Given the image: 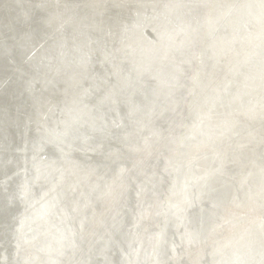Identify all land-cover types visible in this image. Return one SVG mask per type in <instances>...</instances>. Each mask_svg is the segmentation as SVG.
Here are the masks:
<instances>
[{
    "label": "rangeland",
    "instance_id": "1",
    "mask_svg": "<svg viewBox=\"0 0 264 264\" xmlns=\"http://www.w3.org/2000/svg\"><path fill=\"white\" fill-rule=\"evenodd\" d=\"M1 4L0 5V19L2 18V21H0V25H4V26H0V75L3 74V76H0L1 81L0 82V101L3 100L4 102H0V107L3 110V112L1 111V115L3 117L4 120H0V178L3 176V178L0 179V190H2L3 195L6 196V198H8L10 200L11 203H14L13 207H12V213L9 217L11 220L8 219L9 225H7V223L5 225H0V264H92L90 262L87 263V261H85L82 258V254H86L88 253V251H84L83 248L86 247L87 243L90 241V239L95 235L94 233L96 232V230L99 227V223L101 222V218L102 215L109 209L112 208V206L114 205V201L112 200V198H110V195H108V190H110V185L113 184V188L116 186V188L118 187V183L122 180L121 177L115 178V182L114 180H112L111 176H108V170H105L102 174H100L99 176L96 173H92L89 170V173L87 171V169H83L85 163H94L98 160V158L96 156H89L88 158H84L81 154L79 153H73L71 152V150L67 151L65 147L58 146L56 141L53 140L50 136L49 133H52V130L50 128H52V126L50 125V121L52 119V114H54L55 112H57V115H61L62 119L59 118L58 124L53 128L54 130H57V132L66 129V121H65V116L63 114V112L65 111V109H70L69 108V103H70V99H72L71 96L72 95V91L73 90H80V89H84L86 86L84 85L85 81H84V70H83V62L86 63V69L99 64V66H105L106 64L110 63L112 61V59H117L119 58V56L121 57V59L125 60L126 62L130 63L131 61L134 62V56L129 57L127 54L129 48L126 50L127 44H132L130 45V47L135 48V45H137V43H134V36H126L125 38L123 37V35L125 36L126 33H128V30H133L132 25H131V18L135 15H141L143 14L144 16V6L145 5H150L151 3V8L152 11L154 12V16L156 17V15L161 16L160 19L158 21V28L154 29V36H152V33L149 32V34H147L146 39L143 44H142V51L145 47H151L152 48H156V51L153 54H144L143 57V62H148V63H153L158 65L161 61V59L164 60L165 64L168 66L164 71L159 72V75H163L165 77V83L164 85H166V83H168L167 87L169 86V88L171 89H167L165 91V87L161 84H158V86L161 88H158V86H154L152 84H149L148 82H144L143 84L141 83L142 86L144 87H149L150 89H152V92H156L158 99H160V102H158V105H160L159 107L161 108L160 110H163L166 113V125H164V127L167 129H164L160 132L161 133V137L159 136H154L151 133H144L142 132V135L139 136L138 139H136L135 141H126L125 143H127L128 145L126 146L125 144V149L123 153H126L128 155L122 157V158H118L119 160H117V164H119V167L117 169V171L120 169L121 172L127 170L128 173L126 175V177L130 176L131 174L136 177L138 176H146L149 174V177L152 175H156L158 176V174H160V172H164L167 170L168 175L173 174V185L171 186L170 189H168V195L165 192V195L168 196L166 197L167 199L171 198L172 202L175 203L177 208L178 205H180V200L181 199H186V181L184 180V177L181 178V176H184V174H186V166L189 167H196V170L200 172V170L202 169L204 163L206 162V158L208 156H210L211 154H214L217 152V150L219 149V146L216 147V145L214 144H207L205 146L200 147L199 145H195L193 146H188L186 145V137L183 138L181 141H176V137H178V139H180L182 136L180 135H184L186 134V125L189 128V121H190V114L186 115V101L184 103V99L187 100L186 96H183L182 92V88L186 89V84H185V75L187 74V80L192 79L191 81L189 80V83L191 85H195L199 88V85L201 88L203 87H208L211 89L212 86V81L216 82L219 79H214L213 75L215 76L218 73V68L216 66H220V65H216L217 62V56L219 55V51H221L222 47H219L220 44L222 45L223 42L225 43L226 41L221 39V35L222 34H226L229 33L228 35L230 36L229 38L232 40L235 38V36H237V38H240L241 35L243 34L241 27L239 25H237L233 30L230 28H226L224 31V25L222 24H218L219 26L212 28L211 31H209L207 34L203 33L204 35H202V28L206 27L204 26V24H201L199 26H196L198 24V22H201L200 20L198 21V19L200 18L198 16V14L203 15L206 11V13H208V15L213 16V14L216 12V9L218 8L219 4L224 3V1L222 0H199V2H197L196 0H158L159 1V8H154L153 5H155L156 0H149V2L146 3V1L148 0H124L125 2L123 3V0H105L107 2V4L104 0H98V2L96 0H92V1H88L87 0H71V2H69L70 0H49L48 2H46V0H44V2L41 0H0ZM7 1V2H6ZM21 1V3L19 2ZM30 1V2H29ZM35 1V2H34ZM60 5H59V3ZM75 1V2H74ZM80 3H79V2ZM104 1V2H103ZM118 1V2H117ZM155 1V2H153ZM192 1V2H191ZM229 0H225V2H227ZM235 1V0H234ZM10 2V4H9ZM16 4H14V3ZM33 2V5L32 3ZM56 2V3H55ZM66 2V3H65ZM69 2V3H68ZM97 2V3H96ZM130 2V4H129ZM165 2V3H164ZM180 4H179V3ZM183 2V3H182ZM209 2V3H208ZM211 2V3H210ZM4 3V4H3ZM8 3V4H7ZM11 3L13 4V6L11 5ZM20 3V5H22V7L20 5H18ZM26 5H25V4ZM58 3V4H57ZM74 5H73V4ZM86 3V4H85ZM163 3V4H162ZM169 3V4H168ZM185 3V4H184ZM191 3V4H190ZM193 3V4H192ZM197 5H196V4ZM201 3V4H200ZM219 3V4H218ZM9 6H7V5ZM24 4V5H23ZM29 4V6H28ZM36 4V5H35ZM41 4V5H40ZM54 4V5H53ZM79 4V5H78ZM81 4V6H80ZM93 4V6H92ZM96 4V5H95ZM98 4V5H97ZM112 4V6L110 5ZM119 4V5H118ZM124 4V5H123ZM135 4V5H134ZM139 4V5H138ZM171 4V5H170ZM183 4V5H182ZM189 4V5H188ZM199 4V5H198ZM209 4V5H208ZM212 4V5H211ZM17 5V6H16ZM35 5V7H34ZM38 5V7H36ZM45 5V6H44ZM53 5V6H52ZM57 5H59L57 7ZM76 5V6H75ZM88 5V7H86ZM103 5V8H101ZM108 5V6H106ZM115 8H113L114 6ZM142 5V6H141ZM162 5V6H161ZM164 5V6H163ZM166 5V6H165ZM177 6L178 11L176 12V14L172 13L173 9H170L169 7H175ZM186 5V9H184L183 7ZM192 5V6H191ZM203 5L205 7H203ZM217 5V6H215ZM2 6V7H1ZM7 6V7H6ZM20 6V7H19ZM24 6V7H23ZM28 7L27 9L25 8ZM31 6V7H30ZM41 6V7H40ZM51 8H50V7ZM64 6V7H63ZM68 6V10L66 9ZM71 6V7H70ZM72 6H75L74 9ZM98 6V8H97ZM105 6V7H104ZM117 6V7H116ZM132 8H130V7ZM138 6V7H137ZM140 6V7H139ZM180 6V8H179ZM191 6V7H188ZM197 6V7H196ZM201 6V7H200ZM11 7V8H10ZM49 7V8H48ZM56 7V9H55ZM80 7V8H79ZM85 7V8H84ZM108 7V8H107ZM121 10H120V8ZM123 7V8H122ZM126 7H129L128 9ZM137 10H136V8ZM12 8H14L12 10ZM20 8V9H18ZM22 8V9H21ZM24 8V9H23ZM30 8V9H29ZM32 8V9H31ZM36 8V9H35ZM40 10H39V9ZM48 8V9H46ZM59 8V9H58ZM65 8V9H63ZM107 8V9H106ZM135 8V9H133ZM162 8V9H161ZM196 8V9H194ZM209 8V9H208ZM6 9V11H4ZM9 9V10H8ZM29 9V10H28ZM39 11H38V10ZM52 9V10H51ZM60 9H62L60 11ZM78 9L80 12H84L80 13L79 11H77ZM86 9V10H85ZM95 9V11H94ZM102 13H100V11ZM113 9V10H112ZM123 9V11H122ZM127 9V10H126ZM155 9V10H154ZM160 9V10H159ZM166 12H165V10ZM183 9V10H182ZM189 9V10H188ZM212 9V10H211ZM215 9V11H214ZM231 9L234 11L236 9V6L233 5V7H231ZM230 9V11H232ZM15 10V11H14ZM17 10V11H16ZM20 10V11H19ZM26 10V12H24ZM44 10V11H43ZM56 10V12H55ZM67 10V11H66ZM89 10H91L89 12ZM97 10V11H96ZM109 10L108 13L113 15H108L107 11ZM113 12H112V11ZM131 10V11H130ZM134 10V11H133ZM140 10V11H139ZM163 10V11H162ZM170 10H171V14L172 16L168 15L170 14ZM186 10V11H185ZM188 10V12H187ZM196 10V11H195ZM15 13H14V12ZM32 11V12H31ZM37 11V12H36ZM55 14H52V12ZM58 11V12H57ZM72 11V12H70ZM75 15H74V12ZM104 11V13H103ZM106 11V12H105ZM119 11V12H118ZM125 11V12H124ZM130 11V14H129ZM155 11L158 13L156 14ZM180 11V12H179ZM191 11H195L197 12L196 17L194 16V14H192ZM8 12V13H7ZM11 12V13H10ZM13 12V13H12ZM44 12V13H42ZM61 12V13H60ZM88 13V17L87 15H85L86 13ZM99 12V13H98ZM118 12V13H116ZM124 14H122V13ZM128 12V13H127ZM136 12V13H135ZM141 12V13H140ZM160 12V13H159ZM185 12V13H184ZM5 13V14H4ZM10 13V14H9ZM17 13V16H16ZM29 13V14H28ZM36 13V14H35ZM40 15H38V14ZM47 13V14H46ZM50 13V16H49ZM67 13L68 14V18H67ZM73 13V14H72ZM96 13V16H95ZM98 13V14H97ZM127 13V14H125ZM167 13V14H166ZM182 13V14H181ZM188 13V14H186ZM211 13V14H210ZM2 14V15H1ZM15 16H14V15ZM31 14V15H30ZM36 16H35V15ZM44 14V15H42ZM52 14V15H51ZM65 14V15H64ZM93 14V15H92ZM100 14V15H99ZM118 14V15H117ZM121 14V15H120ZM133 14V16L131 17V15ZM162 14V15H161ZM186 14V15H185ZM192 14V15H191ZM5 17H4V16ZM8 17L11 15V17ZM21 15V16H20ZM30 15V16H29ZM33 15V16H32ZM46 15V16H45ZM48 15V16H47ZM64 15V16H63ZM81 15V16H80ZM83 15V16H82ZM91 15V16H89ZM104 15V16H103ZM127 16V17H124ZM165 15V16H164ZM166 15H168L169 17H166ZM174 15V16H173ZM184 15V16H183ZM190 15V16H189ZM2 16V17H1ZM13 16L15 17V19L13 18ZM19 16V17H18ZM26 16V17H24ZM42 16V17H40ZM44 16V17H43ZM53 16V19H52ZM61 16V17H58ZM71 16L73 18H71ZM80 16V17H79ZM108 16V17H107ZM123 16V18H122ZM130 16V17H128ZM177 16V17H175ZM186 16H189L188 19ZM30 19H28V18ZM34 17H38V18H34ZM40 17V18H39ZM81 20V24L80 23V19ZM87 17V18H86ZM95 17V18H94ZM99 17V18H98ZM111 17V18H110ZM114 17V18H113ZM117 17V18H115ZM7 18V19H6ZM19 18V20H18ZM21 18V19H20ZM23 18V19H22ZM27 18V19H26ZM33 18V20H32ZM42 18V21H41ZM44 18V19H43ZM56 18V19H55ZM77 18V19H76ZM92 18V19H91ZM101 18V19H100ZM103 18V19H102ZM105 18V19H104ZM110 18V19H108ZM120 18V19H119ZM122 18V19H121ZM129 18V19H128ZM164 18V19H163ZM180 18V19H179ZM193 18V19H192ZM4 19V20H3ZM9 19V20H8ZM13 21H12V20ZM40 19V20H39ZM64 19V20H63ZM68 19V20H67ZM72 19V20H71ZM74 19V20H73ZM85 19V20H84ZM87 19V20H86ZM90 19V20H89ZM96 19V20H95ZM107 19V20H106ZM114 19V21H113ZM128 19V20H125ZM167 19V20H166ZM174 19V21H173ZM177 19V20H176ZM186 19V20H185ZM190 21H188V20ZM12 23H11V21ZM24 20V21H23ZM26 20V21H25ZM31 20V21H30ZM35 20V21H34ZM37 20V22H36ZM39 20V21H38ZM45 20V23L44 21ZM53 20V21H52ZM59 20V21H57ZM63 20V21H62ZM94 20V21H93ZM102 20V21H100ZM106 20V21H104ZM122 22H120V21ZM164 20V21H163ZM180 20V22H179ZM195 20V21H194ZM29 21V22H28ZM34 21V23L32 22ZM70 21V22H68ZM78 21V22H76ZM88 23H87V22ZM110 21V22H109ZM119 21V22H118ZM125 21V22H123ZM168 21L170 22L169 25ZM178 21V23H177ZM10 22V23H9ZM16 22V23H15ZM20 22V23H19ZM23 22V24H22ZM41 22V23H40ZM43 22V23H42ZM50 22V23H49ZM66 22V23H65ZM85 22V23H84ZM90 22V23H89ZM111 22L113 24H111ZM117 22V23H116ZM191 24H189V23ZM18 23V24H17ZM25 23V24H24ZM28 23V24H27ZM36 23H39L38 25ZM52 23H54V25L52 26ZM68 23V24H67ZM75 26H73L74 24ZM121 23V24H120ZM129 25H127V24ZM168 26H166L165 25ZM196 23V25H195ZM11 26H9V25ZM20 24V25H19ZM31 24V25H30ZM35 26H33V25ZM42 24V25H40ZM44 24V25H43ZM59 24V26H57ZM83 24V26H82ZM98 24V25H97ZM107 24V25H105ZM119 24V25H118ZM122 24H126V25H122ZM177 26H176V25ZM6 25H8L6 27ZM17 25V26H16ZM25 25H29L28 27ZM47 25V27H45ZM62 25L64 26V28L62 27ZM68 25V26H67ZM72 25V27H71ZM110 25V26H109ZM182 27V29L180 30L179 28ZM189 25V26H188ZM203 25V26H202ZM22 28H20V27ZM32 26V27H31ZM43 26V27H42ZM52 26V27H51ZM61 26V27H60ZM81 26V27H80ZM93 26V27H92ZM96 28H95V27ZM104 28H103V27ZM113 26V27H112ZM116 26V27H115ZM129 28H128V27ZM175 26V27H174ZM193 26V27H192ZM195 26V27H194ZM202 26V27H200ZM239 26V27H238ZM8 27H10V29H8ZM27 27V28H26ZM35 27V28H34ZM38 27V29H36ZM43 29H42V28ZM49 27V28H48ZM56 27V28H54ZM69 27V29L67 28ZM77 27V28H76ZM83 27V28H82ZM92 27V28H91ZM98 27V28H97ZM124 27V28H123ZM169 27L168 30L172 29V33H169V37L166 35V29ZM30 28V29H29ZM34 28V29H33ZM46 28V29H45ZM53 28V29H51ZM60 28V29H59ZM66 28V29H65ZM116 28V29H115ZM174 28V29H173ZM189 28V29H187ZM20 29V30H19ZM27 29V30H26ZM29 29V30H28ZM34 32H33V30ZM36 29V31H35ZM56 29V31H55ZM63 32H61L62 30ZM73 29V30H71ZM77 29V30H76ZM81 29V30H80ZM90 29V30H89ZM108 29V30H106ZM112 29H115L112 31ZM124 29V30H123ZM200 29V30H199ZM230 29V30H229ZM13 30V31H12ZM15 30V31H14ZM41 30V31H40ZM47 32V30L49 32ZM61 30V31H59ZM67 30V31H66ZM71 30V31H68ZM76 30V31H75ZM88 32H85L87 31ZM93 30V31H92ZM99 30V32H98ZM103 30V31H102ZM119 32H118V31ZM123 30V31H122ZM157 30V31H156ZM167 30V31H168ZM191 30V31H190ZM215 30V31H213ZM232 30V31H231ZM240 30V32H239ZM12 33H11V32ZM43 31V32H42ZM54 33H52V32ZM56 33H55V32ZM79 31V32H78ZM118 33H116V32ZM126 31V32H125ZM160 31V32H159ZM164 31V32H163ZM173 31H177L173 33ZM195 31L198 33L196 34ZM230 31V32H229ZM10 32V33H9ZM22 34H21V33ZM28 32V34H26ZM32 32L34 34H36L34 36V34L32 35ZM42 32V33H41ZM45 32V34H44ZM66 32V33H65ZM73 32V33H71ZM78 32V33H77ZM82 32V34H81ZM85 32V33H83ZM92 32V33H91ZM102 32V33H101ZM109 33L108 34H106ZM124 32V34H123ZM183 35H181V33ZM217 32V33H216ZM222 34H220V33ZM4 33V34H3ZM18 33V34H17ZM20 33V34H19ZM66 35H65V34ZM88 33V34H87ZM90 33V34H89ZM96 33V34H95ZM98 33V34H97ZM112 33V34H110ZM116 33V34H115ZM161 33V34H160ZM200 33V34H199ZM213 35H212V34ZM216 33V34H215ZM219 33V34H218ZM253 33V32H252ZM17 34V36H15ZM25 34V35H24ZM44 34V35H43ZM48 34V36H47ZM53 34V35H52ZM63 34L65 36H63ZM67 34H70L67 36ZM74 34V35H73ZM93 34V35H92ZM100 34V35H99ZM104 34V35H103ZM115 34V35H114ZM157 34V36H156ZM189 34V35H187ZM192 34V36L190 35ZM211 34V36L209 35ZM236 34V35H234ZM12 35V36H11ZM41 35H43L41 37ZM50 35V36H49ZM77 35V36H76ZM80 35V36H78ZM83 35V36H82ZM85 35V37H84ZM88 35V36H87ZM92 35V36H91ZM99 35V36H98ZM106 35V36H105ZM163 35V36H162ZM166 35V36H164ZM174 37V38H172ZM177 37H176V36ZM217 35V36H216ZM4 36V37H3ZM10 36V37H9ZM27 38H26V37ZM34 36V38H33ZM46 36V37H44ZM53 36V37H51ZM58 36V37H57ZM70 36V37H69ZM72 36V37H71ZM105 36L106 38L102 37ZM112 36V37H111ZM120 36V37H118ZM151 39H149L150 37ZM183 36V39H182ZM189 36V37H188ZM195 36V37H194ZM202 38H201V37ZM205 36V37H204ZM220 36V37H219ZM16 37V39H14ZM22 40H21V38ZM42 40H41V38ZM48 37H51V39H49ZM55 37V38H54ZM64 37V39H63ZM68 37V38H67ZM79 37V39H77ZM89 37V38H88ZM96 39H95V38ZM99 37V39H98ZM114 37V38H113ZM156 37V38H155ZM180 37V40H179ZM192 37V40H191ZM207 37V39H206ZM215 37V38H214ZM7 38V39H6ZM10 38V39H9ZM25 38V39H24ZM36 38V39H35ZM70 38V39H69ZM72 38H74V40H72ZM88 38V40H87ZM94 38V39H92ZM103 38V39H102ZM108 38V39H107ZM121 38V39H120ZM122 38H123V42H122ZM153 38L157 39L154 40ZM161 38V39H159ZM176 38V39H175ZM186 38V39H185ZM195 38V39H194ZM205 38V39H204ZM208 38H209V42H208ZM3 39V41H2ZM35 39V40H34ZM44 39V40H43ZM45 39L46 42H45ZM66 39V40H65ZM70 42H69V40ZM83 41H82V40ZM86 39V40H85ZM120 41H119V40ZM126 39V40H125ZM153 39V40H152ZM171 39V40H169ZM175 39V40H174ZM182 39V40H181ZM204 39V41H203ZM5 40V41H4ZM27 40V41H25ZM29 40V41H28ZM31 40V43H30ZM63 40V41H62ZM72 40V41H71ZM78 40V41H77ZM91 42H90V41ZM94 40V43H93ZM99 40V41H97ZM107 42H106V41ZM114 40V42H112ZM128 40V41H127ZM130 40V41H129ZM152 40V41H150ZM160 40V41H159ZM174 40V41H173ZM195 40V43H193ZM206 40V41H205ZM211 40V41H210ZM219 40V41H217ZM11 41V42H10ZM13 41V43H12ZM22 41V42H21ZM33 41V42H32ZM35 41V42H34ZM41 41V42H40ZM49 41V43L47 42ZM51 41V43H50ZM60 41V42H59ZM66 41V42H65ZM76 41V43L74 42ZM81 43H80V42ZM87 41V42H86ZM111 41V42H109ZM117 41V43H116ZM154 41V42H153ZM169 41V43H168ZM178 41V42H177ZM184 41V43L187 45L186 48H183L186 51V60H182L183 62H181L180 60H175L176 65H182V68H184L185 71H183V76H181L178 80H180V82H176L173 78V71L174 68L172 67V62L170 59V53H167L168 58H163L162 56H164V54L166 52H170V50L167 51H162L160 54L159 52H157V48H161L162 45L163 47H169L170 43H171V47L172 46H181V43ZM188 41V42H187ZM199 41L201 43H199ZM243 41H247L243 40ZM6 42H8L9 44H7ZM58 42V43H57ZM63 42V43H62ZM90 42V43H89ZM153 44H151V43ZM166 42V43H165ZM192 44H191V43ZM6 43V46H5ZM12 43V44H11ZM16 43V44H15ZM36 43V44H35ZM38 43V44H37ZM42 43V44H41ZM45 43V44H44ZM56 43V45L54 46V44ZM61 43V44H60ZM68 43V45H66ZM93 43V44H92ZM103 43H106L103 45ZM119 43V44H118ZM124 44V47L121 45ZM135 45H134V44ZM160 43V44H159ZM163 43V44H162ZM168 43V44H167ZM178 43V44H176ZM188 43V44H187ZM207 43V44H206ZM2 44V45H1ZM25 44V45H24ZM34 44V45H33ZM41 44V45H40ZM87 44V45H85ZM98 44V45H96ZM101 44L102 46L100 47ZM113 44V45H112ZM150 46H149V45ZM190 44V45H189ZM203 44V45H202ZM254 43L253 39L251 40V45L253 46ZM4 45V46H3ZM14 45V46H12ZM19 45V46H17ZM22 45V46H21ZM28 45V46H27ZM31 45V46H30ZM45 45V46H44ZM49 47H48V46ZM52 45V46H51ZM109 45V48H108ZM120 45V46H119ZM143 45L144 48H143ZM168 45V46H167ZM189 45V46H188ZM193 45V46H192ZM1 46H3L1 48ZM41 46V47H40ZM47 46V48H46ZM70 46V48H69ZM97 46V47H96ZM107 46V47H106ZM119 46V47H118ZM158 46V47H157ZM5 47V48H4ZM13 47V48H12ZM14 47H17L16 49ZM38 47V49H36ZM45 47V48H44ZM53 47V48H52ZM62 47V48H61ZM63 47H67L66 49ZM75 47V49H74ZM83 47V49H82ZM95 47V48H94ZM101 49H100V48ZM111 47V48H110ZM182 47V46H181ZM188 47V49H187ZM194 47V48H193ZM201 47V48H200ZM202 47H204V49L202 50ZM213 47V49H212ZM8 48V49H7ZM10 48V49H9ZM21 48V49H20ZM30 48V49H27ZM33 48V49H32ZM42 48H44L42 50ZM78 48V50H77ZM81 48V49H80ZM90 50H88V49ZM92 48V49H91ZM94 48V49H93ZM104 48V49H103ZM120 48V50H119ZM193 50H191V49ZM208 49L207 51L205 49ZM34 51H32V50ZM47 49V50H46ZM51 49V50H50ZM57 49V50H55ZM86 49V51H85ZM100 49V50H99ZM108 49V50H107ZM113 49V50H111ZM190 49V50H189ZM6 50V51H4ZM16 50V51H15ZM27 50V51H26ZM39 50V51H38ZM42 50V51H41ZM53 50V51H52ZM66 50V52H65ZM69 50V51H68ZM84 50V51H83ZM97 50V51H96ZM98 50L100 51V53L98 52ZM106 50V51H105ZM111 50V51H109ZM117 50V51H116ZM126 50V51H124ZM189 50V51H188ZM217 50V51H216ZM3 51V53H2ZM14 52V53H11ZM36 51V52H35ZM44 51V53H43ZM51 51V52H50ZM62 51V52H61ZM79 51L80 54H79ZM90 51V52H89ZM124 51V52H122ZM192 53H191V52ZM206 51V52H205ZM210 51V52H209ZM19 52V53H18ZM29 52V53H28ZM32 52L35 54H32ZM55 52V53H53ZM69 52V53H68ZM77 52V53H75ZM83 52V53H82ZM89 52V54H88ZM113 52V53H112ZM120 52V53H119ZM196 52V53H195ZM200 52V53H199ZM226 53H223V60H222V55H220V63L222 65V63H225L227 61V58L230 55V52L227 53V51H225ZM17 53V56H16ZM25 53V54H24ZM43 53V58L42 55L39 54ZM84 53H86L85 55H83ZM96 53V54H94ZM101 53H105L101 54ZM117 53V54H116ZM202 53V54H201ZM205 53V54H204ZM207 53V54H206ZM210 53V54H208ZM4 54V55H2ZM27 54V55H26ZM51 54V55H49ZM60 54V55H59ZM62 54V55H61ZM70 54V55H69ZM75 54V55H74ZM107 54V55H106ZM109 54V55H108ZM111 54V55H110ZM114 54V55H113ZM175 51L173 53H171V55L174 56ZM189 54H191L189 56ZM8 55V56H7ZM11 55V56H10ZM69 55V56H67ZM81 55V56H79ZM127 55V56H126ZM154 55V57H152ZM161 57H160V56ZM178 55V54H176ZM193 55V56H192ZM201 55V56H200ZM203 55V56H202ZM225 55V57H224ZM16 56V57H15ZM72 56V58H71ZM93 56V57H92ZM106 56V57H105ZM118 56V57H117ZM158 56V57H157ZM200 58H199V57ZM211 56V57H210ZM4 57V58H2ZM8 57H9V61H8ZM13 57V59L11 58ZM28 57V58H27ZM34 57L37 59H34ZM55 57V58H53ZM77 57V58H76ZM86 57V59H85ZM97 57V59H96ZM110 57V58H109ZM147 59H146V58ZM149 57V59H148ZM195 57V58H194ZM207 57V59H206ZM210 57V58H209ZM227 57V58H226ZM5 62H3V59H5ZM21 60H20V59ZM24 58V60H22ZM27 58V60H26ZM33 58V59H32ZM50 58V59H49ZM52 58V59H51ZM63 58V59H62ZM80 58V59H79ZM92 58V59H91ZM99 58V59H98ZM128 58V60H127ZM202 58V59H201ZM204 58V59H203ZM209 58V60H208ZM41 59V60H40ZM79 61H78V60ZM105 59V60H104ZM110 59V60H109ZM192 59V60H190ZM195 59V60H194ZM199 59V60H198ZM20 60V61H19ZM33 60V61H32ZM55 60V61H53ZM60 60V62L58 61ZM72 62H71V61ZM74 60V61H73ZM82 60V62H81ZM93 60V61H92ZM96 60V61H95ZM102 60V61H101ZM130 60V61H129ZM155 60V61H154ZM188 60V61H187ZM208 60V61H206ZM216 60V61H215ZM8 61V62H7ZM13 61V62H12ZM27 61V62H26ZM49 61V62H48ZM57 61V62H56ZM66 61V62H65ZM98 61V62H97ZM107 61V62H106ZM151 61V62H150ZM168 61V62H167ZM203 61L205 63H203ZM215 61V62H214ZM3 62V63H2ZM16 64H15V63ZM18 62H20L19 64H17ZM23 62V63H22ZM29 62H31L29 64ZM43 62V64H42ZM48 62V63H47ZM52 62V63H51ZM77 62V63H76ZM80 62V63H79ZM91 62H93V64H91ZM96 62V63H94ZM104 62V63H103ZM140 62H142L140 60ZM157 62V63H156ZM189 62V63H188ZM193 62V63H192ZM198 62V63H197ZM222 62V63H221ZM13 63V64H12ZM22 63V64H21ZM25 63V64H24ZM28 63V65H26ZM38 63V64H37ZM45 63V64H44ZM54 63V64H53ZM56 63V64H55ZM69 63V65L67 64ZM74 63V64H73ZM106 63V64H105ZM169 63V64H167ZM194 65H192V64ZM197 63V65H196ZM4 64H9L7 65L8 67L10 66V68H8L6 65L3 66ZM23 66H21V65ZM32 64L33 67H32ZM37 64V65H36ZM40 64V65H39ZM49 64V65H47ZM51 64V65H50ZM64 64V65H63ZM67 64V65H65ZM82 64V65H81ZM171 64V65H170ZM186 64V65H185ZM206 64V65H205ZM25 65V66H24ZM79 65V66H78ZM185 65V66H184ZM188 65V66H187ZM189 65H192L189 66ZM203 65V66H202ZM211 65L212 68L210 70V67H207ZM216 65V66H215ZM2 66V67H1ZM15 66V67H14ZM20 68H17L19 67ZM36 66V67H34ZM41 66V67H40ZM43 66V67H42ZM46 66H50L49 68H47ZM57 66V67H56ZM59 66V67H58ZM70 66V67H69ZM73 71H72V68ZM74 66V67H73ZM82 66V69H81ZM98 66V65H97ZM184 66V67H183ZM186 66L189 68V73H187L186 70ZM194 66V67H193ZM199 66V67H198ZM7 67V69H6ZM24 67V68H23ZM26 67V68H25ZM28 67V68H27ZM40 67V68H39ZM53 69H52V68ZM66 69H65V68ZM79 67V68H78ZM88 67V68H87ZM196 67H198L196 69ZM205 67V69H204ZM207 67V68H206ZM7 70H5V69ZM13 68V69H12ZM32 68V69H31ZM37 68V69H36ZM47 68V69H46ZM59 68H62L59 70ZM71 68V69H70ZM75 68V69H74ZM160 70H162V67ZM194 70H192V69ZM199 68H202L199 70ZM17 69V70H16ZM19 69V70H18ZM28 69V70H27ZM31 69V70H30ZM43 69H45V71H43ZM67 69H69L67 71ZM81 69V71L79 70ZM205 71H204V70ZM209 69V70H207ZM3 70V71H2ZM12 70V71H11ZM15 70V72L13 71ZM25 70V71H24ZM34 70V71H32ZM56 70V71H55ZM71 70V71H70ZM76 70V72H78L76 74V72H74ZM78 70V71H77ZM164 70V69H163ZM192 70V72L190 73V71ZM9 71L12 73H9ZM19 71V72H17ZM38 71V72H36ZM42 71V72H41ZM51 71V72H50ZM55 71V72H54ZM64 71V73H63ZM167 71V73H166ZM168 71H170V75H168ZM198 71V72H197ZM217 71V72H215ZM17 72V73H16ZM29 72H33V75L30 74ZM35 72V74H34ZM41 72V73H40ZM48 72V73H47ZM61 75H58V73ZM68 74H67V73ZM71 72V73H70ZM83 72V73H82ZM186 72V73H185ZM201 72V73H200ZM211 75H210V73ZM213 72V73H212ZM14 73V74H13ZM23 73V74H21ZM27 73V74H26ZM45 73V74H44ZM80 73V75H79ZM163 73V74H162ZM185 73V74H184ZM9 74V75H7ZM18 74H20L19 76H17ZM24 74L26 76H24ZM39 74V75H38ZM54 74V75H53ZM65 74V75H64ZM70 74V75H69ZM166 74V75H165ZM202 74V75H200ZM5 75V77H4ZM15 75V76H12ZM41 75V76H40ZM49 75V76H48ZM78 75V76H76ZM158 75V74H157ZM172 75V79L170 78V76ZM209 75V76H208ZM8 76V78H7ZM12 76V77H10ZM24 76V77H23ZM29 76V77H28ZM34 76V77H33ZM45 76V77H42ZM51 76V77H50ZM56 76V77H55ZM67 76V77H66ZM81 76V77H79ZM192 76H194L192 78ZM198 76V77H197ZM200 76L202 78H200ZM208 76V79H205ZM4 77V78H2ZM16 79H14V78ZM18 77H20L18 79ZM58 77V78H57ZM178 77V76H176ZM188 77H190L188 79ZM9 78H12L11 80H9ZM26 78V80H25ZM29 78V81H28ZM56 80H55V79ZM67 80H66V79ZM69 78V79H68ZM168 78V79H167ZM24 79V80H23ZM59 79V80H58ZM63 79V80H62ZM71 79V80H70ZM83 79V80H82ZM183 79V80H182ZM211 79V80H210ZM9 80V81H7ZM17 80V81H16ZM53 80V81H52ZM62 80V82H61ZM70 80V81H69ZM81 80V81H80ZM174 80V81H173ZM197 80L201 81L196 82ZM7 81V82H6ZM11 81V82H10ZM18 83H16V82ZM34 83H31V82ZM52 81V82H51ZM68 81V83L66 82ZM84 81V82H83ZM5 82V83H4ZM20 82V83H19ZM30 82V84H29ZM43 82V83H42ZM71 82L73 84H71ZM76 82V83H75ZM78 82V84H77ZM81 82V83H80ZM155 82V81H153ZM172 82V83H171ZM219 82V81H218ZM215 85L213 87V91L216 92L219 88V84ZM7 83V84H6ZM11 83V86H9V84ZM23 83V84H22ZM28 83V84H27ZM36 83V84H35ZM40 83V84H39ZM45 83V84H44ZM70 83V86H68ZM174 83H177L174 85ZM179 83V84H178ZM202 83V84H201ZM209 83V84H208ZM234 83V82H233ZM6 84V85H5ZM39 84V85H38ZM181 84V85H180ZM184 84V85H183ZM204 84V85H203ZM15 85V86H14ZM17 85V86H16ZM28 85V86H27ZM35 85V86H34ZM51 85L53 88H51ZM63 85L65 87H63ZM75 85V86H74ZM170 85H172V87H170ZM174 85V86H173ZM181 89H180V87ZM190 85V86H191ZM234 87L233 89H238L239 84H233ZM8 86V87H7ZM16 91H15V88ZM30 86V87H29ZM37 86L38 89H37ZM43 86V88H42ZM45 86V87H44ZM152 86V87H151ZM177 86L179 88L178 92L177 91ZM184 86V87H182ZM7 87V90H6ZM10 89L13 88V89ZM21 87V88H20ZM23 87V88H22ZM29 87V88H28ZM50 87V88H49ZM157 87V88H156ZM175 87V88H174ZM5 88V89H4ZM20 88V89H18ZM35 90H34V89ZM64 88V89H63ZM189 88V87H188ZM197 88V89H198ZM9 89V91H8ZM23 91H22V90ZM43 90L41 92V90ZM47 91H46V90ZM53 89V90H52ZM19 90L21 93H19ZM32 90V92H31ZM37 90V91H36ZM157 90V91H156ZM170 93H169V91ZM2 91L6 92L3 93ZM15 91V92H14ZM40 91V92H39ZM164 91V92H163ZM173 91V92H172ZM180 91V92H179ZM26 94H24V93ZM29 95H27V93H30ZM37 92V93H35ZM45 92V93H44ZM52 92V93H50ZM71 92V93H70ZM16 93V94H15ZM47 93V94H46ZM49 93V94H48ZM55 93V94H54ZM159 93V94H158ZM167 94V95H164ZM172 93V94H171ZM182 95H181V94ZM3 94V95H2ZM8 94V95H7ZM18 94V95H17ZM20 94V97H19ZM26 96H24V95ZM33 94V95H32ZM40 94V95H39ZM43 94V95H42ZM46 94V95H45ZM53 94V95H52ZM162 94V95H161ZM179 94V96H178ZM2 95V97H1ZM5 95V96H4ZM12 95V96H11ZM15 97H14V96ZM21 95L23 97H21ZM42 95V96H41ZM53 97H52V96ZM56 95V96H55ZM69 95V96H68ZM162 101H161V98ZM175 95V97H174ZM182 97H181V96ZM11 96V99L10 97ZM29 96V97H28ZM32 96V97H31ZM34 96V97H33ZM36 96V98H35ZM41 96V97H40ZM50 96V99H49ZM164 96V97H163ZM166 96V97H165ZM173 96V97H172ZM13 97V98H12ZM19 97V98H16ZM28 97V98H25ZM39 97V98H37ZM45 97V98H44ZM68 97V98H67ZM170 97V98H169ZM172 97V98H171ZM181 97V98H180ZM184 97V98H183ZM186 97V98H185ZM5 98V99H4ZM6 98H8L6 100ZM17 100H16V99ZM22 98V99H21ZM33 98V99H32ZM19 99V100H18ZM25 99V100H24ZM44 102H42L43 100ZM49 99V100H48ZM166 99V101H164ZM178 99V100H177ZM182 99V100H181ZM10 100V102H9ZM20 100H22V102H20ZM175 100V101H173ZM7 101V103H6ZM12 101V102H11ZM16 101V102H15ZM18 101V102H17ZM25 101V102H24ZM15 104H14V103ZM32 102V106L31 103ZM41 102V103H40ZM166 102V103H165ZM169 102V103H168ZM6 103V106H4ZM10 103V104H9ZM12 103V106H10ZM18 106H17V104ZM22 103V104H21ZM40 103V104H39ZM166 105H164V104ZM183 103L182 105H178V104ZM8 104L10 107H8ZM37 104V106H36ZM40 107H39V105ZM50 106H49V105ZM15 105V106H14ZM21 105V106H20ZM177 105V106H176ZM28 106V107H27ZM66 106V107H65ZM168 106V107H167ZM173 106V107H172ZM13 107V108H12ZM19 107V108H17ZM25 107V108H24ZM32 107V109H31ZM34 107V108H33ZM43 107V108H42ZM47 107V108H46ZM171 107V108H169ZM176 107V108H175ZM181 112L178 113V115H181L180 113H182V117L181 116H175L176 110L178 108ZM185 107V109H184ZM7 108V109H6ZM12 108V109H10ZM23 110H21V109ZM55 108V110L53 109ZM182 108V109H181ZM10 111H9V110ZM17 109V110H16ZM27 109V110H26ZM53 109V110H52ZM57 109V110H56ZM72 109V108H71ZM166 109V110H165ZM169 109V110H168ZM176 109V110H175ZM189 109V107L187 108ZM8 110V111H7ZM29 110V111H28ZM40 110V111H39ZM73 110V109H72ZM174 110V111H173ZM179 110V111H180ZM183 110V111H182ZM167 111V112H166ZM8 112V113H7ZM13 112V114H12ZM24 112H28V113H24ZM31 112V113H30ZM175 112V113H173ZM10 113V116L8 115ZM30 113V114H29ZM168 113L171 114V116H167ZM173 113V114H172ZM6 114V115H5ZM238 114V113H237ZM240 114V113H239ZM14 115V116H13ZM26 115V116H25ZM40 115V116H39ZM8 116V118H7ZM184 116V118H183ZM187 116V117H186ZM240 116V115H237ZM32 117V118H31ZM171 117L170 120H168ZM177 117H179V120L181 119V121L177 120ZM181 117V118H180ZM188 118V119H185ZM10 118V119H9ZM172 118H174L175 120H173ZM117 120L120 119V117L118 116H113L111 117V120ZM183 119V120H182ZM185 119V121H184ZM172 120V122H171ZM177 120V121H176ZM14 121V122H13ZM183 121V122H182ZM264 118L262 119V117H257L256 122H254V125H252V129L255 131L256 134H258L261 138H263L264 140ZM12 126H11V123ZM178 122V123H177ZM180 122V123H179ZM182 122V123H181ZM7 123V124H6ZM10 123V125L8 124ZM16 123V124H15ZM60 123V124H59ZM148 123V122H147ZM171 123V124H170ZM187 123V124H186ZM212 123H216V119H213ZM170 124V125H169ZM176 125V126H173ZM178 125V126H177ZM263 125V126H262ZM11 126V127H10ZM49 126V127H48ZM170 128H169V127ZM183 126V127H182ZM217 126V125H216ZM263 128H262V127ZM20 127V128H19ZM40 127V128H39ZM48 127V128H47ZM181 129H179V128ZM215 127V125H214ZM43 128V129H42ZM145 128V129H144ZM143 130L146 131V125L144 126ZM174 130H173V129ZM177 128V129H176ZM184 128V129H183ZM249 127H244L242 132L238 133V138L242 135L246 133V130ZM11 129V130H10ZM183 129V130H182ZM263 129V130H260ZM9 130L11 132H9ZM165 130V131H164ZM174 132H171V131ZM178 130V131H177ZM7 131V132H6ZM27 131V132H26ZM31 131V132H30ZM46 131V132H45ZM149 131V129H148ZM167 131V133H166ZM171 133H170V132ZM43 132V133H42ZM159 132V131H158ZM179 132V135H178ZM20 133V134H19ZM35 133V134H34ZM159 133V134H160ZM9 135L6 137V135ZM166 134V135H165ZM5 135V136H4ZM49 135V136H48ZM146 135V137H145ZM152 135V136H151ZM225 135V134H224ZM223 135V136H224ZM171 136V137H170ZM174 136V138H173ZM141 137V138H140ZM143 137V138H142ZM149 137V138H148ZM156 137V138H155ZM160 137V138H159ZM2 138V139H1ZM18 138V139H17ZM155 138V140L153 139ZM159 140H158V139ZM167 138V139H166ZM171 138V139H170ZM229 137H224V140H228L229 142L226 143V145L228 144L230 147V150H234V146L236 141H232L233 139H228ZM93 138L91 137H87L85 141H91ZM140 139V140H139ZM143 139V140H142ZM162 139V140H160ZM234 139H237L236 137H234ZM18 140V141H17ZM157 140L156 143H154ZM261 140V142H259V146L262 145L260 148L259 146H255L254 148L256 149V151L259 154V159L258 162L260 160V153L263 154V163H261V165L259 166H263L264 168V141ZM6 141V142H5ZM138 141V142H137ZM152 141V144H151ZM165 141V142H164ZM172 143H170V142ZM174 141H175V145H174ZM183 141V142H182ZM232 141V142H231ZM5 142V143H4ZM12 142V143H11ZM24 142V143H23ZM140 142V143H139ZM179 142V143H178ZM181 142V143H180ZM7 143V144H6ZM43 143L45 144L44 147H42L40 149L39 146L43 145ZM130 143V144H129ZM162 143V144H161ZM157 144H159V146H157ZM165 144V146H164ZM178 144V145H177ZM239 144V143H236ZM3 145V146H2ZM34 145V146H33ZM67 147L69 145V147H73L74 143H70V144H66ZM90 145L92 146L93 144L90 143ZM118 144H109L108 149L111 150L115 149L118 150V148L120 147L121 149H124V146H117ZM134 145H137L134 146ZM144 145V146H143ZM150 145V146H149ZM169 147H168V146ZM182 145V146H180ZM185 145V146H184ZM241 145H243L241 148L243 149L245 143H242ZM2 146V147H1ZM6 146V147H5ZM33 146V147H32ZM115 146V147H112ZM129 146V147H128ZM143 146V147H142ZM171 146V147H170ZM209 146V147H208ZM212 146V147H211ZM214 146V147H213ZM18 149H17V148ZM30 147V148H29ZM62 147V148H61ZM127 147V148H126ZM151 147V148H150ZM163 147V149L161 148ZM166 147V148H165ZM207 149H206V148ZM11 148V149H9ZM50 148V149H49ZM53 150H52V149ZM131 148H135V151L131 152ZM148 148V149H147ZM150 148V149H149ZM155 148L158 150L155 151ZM165 148V149H164ZM170 148V149H169ZM185 148V149H184ZM240 148V149H241ZM253 148V149H254ZM259 148V149H258ZM56 149V151H55ZM120 149V150H121ZM146 149V150H145ZM152 149V150H151ZM180 149V150H179ZM197 149V150H196ZM201 149V150H200ZM204 149V150H203ZM244 149H246L244 147ZM33 152H32V151ZM50 150V151H49ZM129 150V151H128ZM144 150V151H143ZM164 150V151H163ZM260 150V151H259ZM41 151V152H40ZM58 151V152H57ZM104 151V152H102ZM126 151V152H125ZM203 151V152H202ZM8 152V153H6ZM55 152V153H54ZM57 152V153H56ZM101 152L103 154H107L104 156V161L103 163H105V166H109L110 164L112 165V162H110V159H112V155L108 154L107 151L105 150H101ZM148 152V153H147ZM152 152V153H150ZM155 154L157 155H154ZM162 152V153H161ZM164 152V153H163ZM4 153V154H3ZM160 153V154H159ZM166 153V155H165ZM169 153V154H168ZM172 153V154H171ZM183 155H182V154ZM192 153V154H191ZM52 154V155H51ZM54 154V155H53ZM62 154V155H61ZM72 154V155H71ZM131 154V156H130ZM134 154V156H133ZM138 154V155H137ZM146 154V155H145ZM148 154V155H147ZM176 156L174 158V155ZM178 154V155H177ZM201 154V155H200ZM7 155V156H6ZM71 155V156H70ZM150 155V157L148 158V156ZM157 158H155L154 156ZM162 155V156H160ZM169 155V156H168ZM186 155V157H185ZM192 155V156H191ZM200 155V156H199ZM53 156V157H52ZM129 156V157H128ZM143 156V157H141ZM153 156V157H151ZM167 156V157H166ZM233 156V153H230L228 155ZM182 157V158H181ZM197 157V158H196ZM236 157V155H235ZM4 158V159H3ZM72 158V159H71ZM77 158V159H76ZM90 158V159H89ZM93 158V159H92ZM95 158V159H94ZM142 158V159H141ZM162 158V159H160ZM167 158V159H166ZM181 158V159H180ZM8 159V160H7ZM15 159V160H14ZM30 159V160H29ZM87 159V160H86ZM137 159V160H136ZM151 159H154L153 162L155 163H151L150 161H152ZM160 159V161H158ZM175 161V162H173ZM4 160V161H3ZM78 160V161H77ZM128 160V161H127ZM131 160V161H130ZM133 160V161H132ZM135 160V161H134ZM141 160V161H140ZM168 160V161H167ZM179 160V162H178ZM183 160V161H182ZM203 160H205L203 162ZM116 161V159H115ZM119 161V162H118ZM126 164H124L123 163ZM139 161V162H138ZM182 161V162H181ZM8 162V163H6ZM15 162V163H14ZM84 162V163H83ZM135 164H133V163ZM144 162V163H143ZM148 162V163H146ZM160 162V165L157 164ZM184 162V163H183ZM4 163V164H3ZM109 163V164H108ZM114 163V162H113ZM151 163V165H150ZM172 163H174L172 165ZM178 165H175V164ZM181 163V164H180ZM202 163V164H201ZM10 164V165H9ZM16 164V165H15ZM18 164V165H17ZM35 164V165H34ZM54 164V165H53ZM124 164V165H122ZM186 166H185V165ZM200 164V165H199ZM71 167H70V166ZM75 167H74V166ZM128 165V166H127ZM145 165V166H144ZM150 165V166H147ZM175 165V166H174ZM9 168H7V167ZM17 166V167H16ZM19 166V167H18ZM52 168H50V167ZM165 166V167H164ZM173 166V167H172ZM184 166V167H183ZM242 166V165H241ZM5 167V168H4ZM29 167V169H28ZM64 167V168H63ZM128 167V168H127ZM137 167V168H136ZM143 167V168H142ZM152 169H151V168ZM172 167V168H171ZM198 167V168H197ZM243 167V166H242ZM22 168V169H21ZM59 168V169H58ZM67 168V169H66ZM78 168V169H77ZM147 168V169H146ZM148 168L150 169V171H148ZM177 168V169H176ZM183 168V169H182ZM10 169V170H9ZM31 169V170H30ZM129 169V170H128ZM144 172H143V170ZM170 169V170H169ZM173 169V170H172ZM179 169V171H178ZM182 169V170H181ZM185 169V170H184ZM2 170V171H1ZM131 170V171H130ZM147 170V172H146ZM160 170V171H159ZM163 170V171H162ZM241 168L238 167L237 164H235L231 169L230 172H232L231 175H235L237 176L240 172H241ZM5 171V172H4ZM11 171V172H10ZM33 171V172H32ZM55 171V172H54ZM63 171V172H62ZM66 171V172H65ZM139 171V172H138ZM141 171V173H140ZM152 171V172H151ZM158 171V172H157ZM173 171V172H172ZM176 171V172H175ZM2 172V173H1ZM41 172V173H40ZM120 172V173H121ZM138 172V173H137ZM151 172V173H150ZM157 172V173H156ZM172 172V173H170ZM180 172V173H179ZM184 172V173H183ZM4 173V174H3ZM52 173V175H51ZM67 173V174H66ZM106 173V174H104ZM136 173V174H135ZM145 173V174H144ZM6 174V176H5ZM183 174V175H182ZM66 175V177H65ZM93 177H92V176ZM131 175V176H132ZM177 175V176H176ZM54 176V177H53ZM104 176V177H102ZM35 177V178H34ZM43 177V178H42ZM52 177V178H51ZM65 177V178H64ZM17 178V180H16ZM64 178V179H63ZM69 180H68V179ZM85 178V180H84ZM96 180V182L93 180ZM104 178V179H103ZM108 178V179H106ZM129 178V177H128ZM176 178V179H175ZM264 178V177H263ZM3 179V180H2ZM23 179V180H22ZM42 179V180H41ZM71 179V180H70ZM89 179V180H88ZM237 179V177H236ZM99 180V181H98ZM101 180V181H100ZM110 180V181H109ZM7 182V184L5 182ZM50 181V182H49ZM109 181V183H107ZM118 181V182H117ZM183 181V182H182ZM4 182V184H2ZM103 182V183H102ZM134 182V181H133ZM176 182V183H175ZM185 182V184L183 185V183ZM67 183V184H66ZM82 183V184H81ZM88 183V185H87ZM93 183V184H92ZM95 183V184H94ZM179 183L180 189L183 187V190L181 189H177L175 190V188L177 187ZM7 186H6V185ZM100 184V186H99ZM104 184V185H103ZM110 184V185H109ZM36 185V186H35ZM60 185V186H59ZM73 185V187H72ZM90 185V187H89ZM35 186V187H34ZM63 186V187H62ZM107 186V187H106ZM176 186V187H175ZM178 186V187H179ZM10 187V188H8ZM33 187V188H31ZM48 187V188H47ZM52 187V188H51ZM3 188V189H2ZM7 188V189H5ZM31 188V189H30ZM37 188V189H36ZM40 188V189H39ZM43 188V189H42ZM57 188V189H55ZM83 188V189H82ZM112 188V189H113ZM254 188V189H253ZM30 189V190H29ZM34 189V190H33ZM42 189V191H41ZM55 189V190H53ZM65 189V191H64ZM85 189V190H84ZM95 189V190H94ZM104 189V190H102ZM5 190V191H4ZM13 190V191H10ZM32 190V191H31ZM36 190V191H35ZM78 190V192H76ZM102 190V191H101ZM47 191V193L45 192ZM52 191V192H51ZM61 191V192H60ZM68 191V192H67ZM75 191V192H74ZM80 191L82 193H80ZM90 191V193H89ZM115 191V189H114ZM176 191V192H175ZM30 194H28V193ZM34 192V193H33ZM44 192V193H43ZM55 192V193H54ZM58 192V194H57ZM65 192V193H64ZM74 192V193H72ZM86 192V193H85ZM88 192V193H87ZM173 192V193H172ZM10 193V194H9ZM11 193H13V195L11 196ZM15 193V194H14ZM39 193V194H38ZM107 193V194H106ZM179 193V194H178ZM184 193V194H183ZM197 191L195 189H193L191 191V196L190 199L191 201L194 202V205L196 208H200V211H206L210 208V206H208L206 204V201L201 200L202 196H198L197 195ZM8 194V195H7ZM21 194V195H20ZM52 194V195H51ZM73 194V195H72ZM87 194H89L87 196ZM91 194V195H90ZM103 194V195H102ZM181 194V195H180ZM10 195V196H9ZM15 195V196H14ZM28 195V196H27ZM96 195V196H95ZM108 195V196H107ZM113 195V193H112ZM144 194L143 196H137L136 194V199L138 200V202H136V206L138 208L142 207V212L140 214H136L134 215V217L136 219H133V223L131 226V229L133 227L137 228L138 230V226L139 228L142 227L143 229L146 228L145 224H148L147 222L150 221V209L152 207V204H149V202L147 201L146 198L147 195ZM172 195L174 197H172ZM180 196L181 197L180 199ZM24 196V197H23ZM30 196V197H29ZM48 196V197H47ZM73 196V197H72ZM81 196V197H80ZM35 197V198H34ZM39 197V198H38ZM72 197V199H71ZM78 197V198H77ZM101 197V198H100ZM141 197V198H140ZM192 197V198H191ZM68 198V199H67ZM88 198V199H87ZM91 198V199H90ZM110 198V200H109ZM188 198V196H187ZM12 199V200H11ZM33 199V200H32ZM35 199V200H34ZM48 199V200H47ZM66 199V200H65ZM97 199V200H96ZM108 199V200H107ZM180 199V200H178ZM21 200V201H20ZM61 200V201H60ZM76 200V201H75ZM100 200V201H99ZM103 200V201H102ZM15 201V202H14ZM37 201V202H36ZM64 201V202H63ZM90 201V202H89ZM93 201V202H91ZM140 201V202H139ZM142 201V202H141ZM179 201V202H178ZM186 201V200H185ZM222 203L217 204L216 206H212L211 211H209V224L207 226V229L202 230L197 232L196 234H194L193 236L188 235V231L186 229V211L181 213V220L179 221L178 224V228L176 230H174V236L175 238L173 239V243L170 245V255H169V260L166 261V264H179L180 261L181 264H203L204 259L206 258V255H208L210 258V262L211 264H219L221 263V257H223L224 255H229V256H234L236 257L240 262H238V264H264V182L263 181H259L255 187H249V190L247 191V193L245 195H240L239 193H236L233 197H231L230 200H221ZM19 202V203H17ZM72 202V204L70 203ZM80 202L81 204H83V206L81 208L76 207L74 204ZM87 202V203H86ZM111 202V203H110ZM147 204L145 206V204ZM16 203V204H15ZM41 205H40V204ZM44 203V204H43ZM90 203V204H89ZM99 204V206L97 207V205ZM52 204V205H51ZM60 204V205H59ZM63 204V205H61ZM67 204V205H66ZM94 204V205H93ZM110 206H108V205ZM141 204V205H140ZM64 206V207H63ZM71 206V207H70ZM91 206V207H90ZM106 208H105V207ZM108 206V207H107ZM182 206V204L180 205ZM19 207V208H18ZM89 207V208H88ZM64 208V209H63ZM67 208V209H66ZM72 208V210H71ZM88 208V209H87ZM92 208V209H91ZM98 208V209H97ZM103 208V209H102ZM145 208V209H144ZM149 208V209H147ZM16 209V210H15ZM20 211H19V210ZM35 209V210H34ZM38 209V210H37ZM46 209V210H45ZM59 210V211H58ZM93 210V211H92ZM97 211V212H94ZM182 210V208L180 207L178 209V211ZM16 211V212H15ZM85 213H83V212ZM91 214H90V212ZM23 212V213H21ZM27 213V214H26ZM77 213V214H76ZM83 213V214H82ZM147 213V215H146ZM24 214V215H23ZM53 214V215H52ZM71 214V216H70ZM90 214V216H89ZM21 215V216H20ZM29 215V216H28ZM33 215V216H32ZM55 215V216H54ZM67 215V216H66ZM85 215V216H84ZM101 215V216H100ZM144 215V216H143ZM20 216V217H19ZM76 216V218H75ZM183 216V217H182ZM185 216V217H184ZM19 217V218H18ZM24 217V218H22ZM57 217V218H56ZM59 217V218H58ZM87 217V218H85ZM144 217V218H143ZM149 217V218H148ZM16 218V219H15ZM34 218V219H32ZM55 218V219H54ZM62 218V220H61ZM73 218V219H72ZM190 218V217H189ZM98 219V220H96ZM14 220V221H13ZM75 220V222H74ZM90 220V221H89ZM96 220V221H95ZM135 220V222H134ZM147 222H146V221ZM13 221V223H12ZM58 221V222H57ZM82 221V222H81ZM93 221V222H91ZM17 222L19 225H17ZM89 222V224H88ZM139 222V223H138ZM144 222V223H143ZM30 223V224H29ZM69 223V224H68ZM80 223V224H79ZM138 224V226L135 225ZM142 223V224H141ZM184 223V224H183ZM26 224V225H25ZM29 224V225H28ZM77 224V225H76ZM83 224V225H81ZM87 224V225H86ZM141 224V226H140ZM15 227H14V226ZM59 225V226H58ZM67 225V226H66ZM74 228H73V226ZM76 225V226H75ZM86 225V226H85ZM96 225V226H95ZM180 225V226H179ZM198 225L201 227L202 224L200 222V220H198ZM34 226V227H33ZM71 226V227H69ZM89 226V227H88ZM93 226V227H92ZM13 227V228H12ZM33 227V228H32ZM81 227V228H80ZM4 228V230H2ZM16 228V229H15ZM31 228V230H30ZM78 228V229H77ZM84 228V229H83ZM90 228V230L88 229ZM9 230V233L6 234ZM12 229L13 231V235L11 234L10 230ZM42 229V230H41ZM74 229V230H73ZM86 229V231H85ZM93 229V230H92ZM181 229V230H179ZM27 230V232H26ZM4 231V234H3ZM21 231V233H20ZM84 231V232H83ZM92 231V233H91ZM140 231V230H139ZM139 231H137L136 233V240L133 239L132 243L136 244L138 243L139 240ZM177 231V232H176ZM79 234H78V233ZM184 232V233H183ZM53 233V234H52ZM84 233V234H82ZM178 233V234H176ZM181 233V235H180ZM3 234V235H2ZM6 234L5 239L1 237H5L4 235ZM15 234V235H14ZM38 234V235H37ZM48 234V235H47ZM11 237H9V236ZM25 235V236H24ZM58 235V237H57ZM60 235V237H59ZM86 235V236H85ZM177 235V237H176ZM14 236V237H13ZM19 236V237H18ZM41 236V237H40ZM56 236V237H55ZM75 236V237H74ZM88 236V237H87ZM16 237V238H15ZM22 237V238H21ZM47 237V238H46ZM52 237V238H51ZM55 237V238H54ZM14 238V239H13ZM19 238V239H18ZM21 238V239H20ZM31 238V241H30ZM49 238V240H48ZM68 238V239H67ZM90 238V239H89ZM184 238V239H183ZM8 239V240H7ZM12 239V240H11ZM62 239V240H61ZM64 239V240H63ZM131 239V240H132ZM138 239V240H137ZM176 239V240H175ZM179 239V240H178ZM7 240V242H6ZM11 240V241H10ZM56 240V241H55ZM178 240V241H177ZM5 243H4V242ZM10 241V242H9ZM18 241V242H17ZM25 241V243H24ZM47 243L49 245V250L47 252H43L44 250L41 248L42 247V243ZM135 241V242H134ZM176 243H175V242ZM182 241V242H181ZM16 242V243H14ZM184 242V243H183ZM70 243V244H69ZM78 243V245H77ZM183 243V244H182ZM17 244V245H16ZM55 245V246H54ZM59 245V246H58ZM69 245V246H68ZM72 245V246H71ZM181 245V246H180ZM11 246L14 248H11ZM40 246V247H38ZM51 246H53L51 248ZM61 246V247H60ZM76 246V247H75ZM79 246V247H78ZM176 246V247H175ZM8 247V248H7ZM18 249H17V248ZM74 247V248H73ZM78 247V248H77ZM186 247V248H185ZM61 248V249H60ZM69 248V249H68ZM72 248V249H71ZM76 248V249H75ZM174 248V249H173ZM177 248V249H176ZM6 249V250H5ZM12 249V250H11ZM17 249V250H16ZM40 249V250H39ZM51 249V250H50ZM82 251H81V250ZM176 249V250H175ZM184 249V250H183ZM42 250V251H41ZM174 250V251H173ZM182 250V253L181 251ZM7 251V252H6ZM55 251V252H54ZM61 251V252H60ZM177 251V253H176ZM185 251V252H184ZM73 253V254H72ZM76 253V254H75ZM176 253V254H175ZM182 255H181V254ZM10 254V255H7ZM13 254V255H12ZM17 254V255H16ZM20 254V255H19ZM57 254V255H56ZM71 254V255H70ZM178 254V255H177ZM74 255V256H73ZM176 255V256H175ZM184 255V256H183ZM42 256V257H41ZM54 258H53V257ZM63 256V257H62ZM67 256V257H66ZM12 257V258H11ZM14 257V258H13ZM69 257V259H68ZM71 257V258H70ZM75 257V258H74ZM10 258V259H9ZM59 258H61L59 260ZM82 258V259H81ZM178 258V259H177ZM179 258H181L179 260ZM14 259V261H13ZM79 259V260H78ZM186 259V260H185ZM48 260V261H47ZM78 262H77V261ZM171 260V261H170ZM90 261V260H88ZM52 262V263H51ZM59 262V263H56ZM77 262V263H75ZM168 262V263H167ZM162 264H164V261L161 262ZM94 264V263H93Z\"/></svg>",
    "mask_w": 264,
    "mask_h": 264
},
{
    "label": "water",
    "instance_id": "2",
    "mask_svg": "<svg viewBox=\"0 0 264 264\" xmlns=\"http://www.w3.org/2000/svg\"><path fill=\"white\" fill-rule=\"evenodd\" d=\"M222 1L224 3L218 6L213 16L206 12L199 15L201 22L197 26L204 24L206 27L202 28V33L207 34L218 24L224 25V30L226 28L233 30L239 25L243 34L240 38L235 36L233 40L229 38V33L221 35L226 42L219 46L224 49L219 51L216 65L220 63V55L223 60L225 51L230 52V55L225 63L216 66L219 67V70L214 79L219 78V82L212 81L211 89L191 85L186 74V89L181 93L186 97L189 95L187 100L184 99V102L186 101V114L189 113L191 118L189 128L186 125V134L175 140L181 141L186 137V145L189 147L214 144L219 146V149L206 158L200 172L196 170V167L186 166V174H184L186 201L181 199L182 196H180L181 200L178 199L182 206L178 205L177 208H174L176 205L171 201L172 199L166 198L165 192L167 194L168 189L173 185V174L168 175L167 170L158 176L154 174L149 177L148 174L134 177L133 174L128 176L129 178L126 177L127 170L121 172L119 169L117 171L118 158L126 156V153H123L125 140L129 142L136 140L142 135V132L159 136L160 130L166 125V113L164 108L160 110L158 105L160 99L156 92L141 85V83L148 82L154 86L163 85L165 91L170 89L167 87L168 83L164 85L158 81L157 73L165 72V69L160 70V65L142 61L144 54H153L156 51L155 47L151 49L148 46L142 51V44L148 39L146 35L149 32L152 33V36L154 35V29H157L160 20L158 15L156 17L153 15L151 5H145L142 8L144 16L143 14L135 15L131 18L133 30H129L125 35V37L134 36V43H137L133 49L129 44L126 47V49L129 48L128 56H134V62L128 63L117 58L105 66L94 65L86 69L83 77L84 85L87 87L72 91L70 109L63 112L66 129L59 132L53 129L58 124L57 120L62 117L57 113L52 114L49 125L52 126L50 128L52 133L49 134L58 146L62 145L67 151L79 153L84 158L98 157L96 162L81 166L83 169L95 172L97 175L108 170V176H111L113 180L118 177L122 178L116 189L113 188V184L110 185V191L108 190L107 193L114 200V205L102 215L100 225L95 232L96 237L91 245H86L84 248V251H88L82 256L85 261L90 260L92 264H126L125 258L121 253H118V250L129 252L131 247L130 255L132 258L134 255L137 261L142 264H162L163 261L166 264V261L169 260L170 245L175 238L174 230L178 227L181 213L186 211V229L188 235L193 236L197 232L207 229L210 218L209 211L212 206L222 203L221 200H230L236 193L245 195L249 187H255L259 181L264 182V168L259 166L263 163V154L260 153L258 162L259 154L254 148L263 138L252 129L257 117L264 118V0ZM233 5L236 6V9L230 11ZM173 13L176 14V12ZM192 14L197 15V12L192 11ZM168 15L172 16L171 10ZM167 30L166 35L172 31V29ZM244 39H247L248 42L243 41ZM252 39L256 43L253 46L251 45ZM175 47L169 48L170 52L167 53H170V57H173L171 53L174 52ZM164 48L162 45L161 48H157V52L160 54L166 50ZM179 66L182 69V65ZM85 68L86 63L84 62L83 70ZM186 70L189 73L187 66ZM169 73L170 71H168V75ZM176 75L178 76L179 73ZM162 77L165 80V77ZM217 82L219 88L214 92L213 87ZM233 84H239L238 89H233ZM188 107L189 109H187ZM1 110L0 108V120H4ZM179 112L181 110L179 111L177 108L175 116ZM113 116H118L120 119L118 121L111 120ZM169 116H171L170 113H168ZM213 119H216V123H212ZM145 125L146 131L143 130ZM214 125L217 126L214 127ZM244 127L249 128L245 134L238 138V133L242 132ZM87 137L93 139L85 141ZM224 137H229L228 139H233L232 141L239 144L235 143L234 150H230L229 145H226L229 141L224 140ZM70 143H74L71 148L66 145ZM90 143L93 145L91 146ZM242 143H245L246 149L244 147L240 149L243 146ZM109 144L123 145L124 149L109 150ZM44 146L43 143L39 147L41 149ZM101 150H105L113 156L110 159L112 162L110 167H106L103 163L104 154L101 153ZM134 150L135 148H131V152ZM230 153H233L234 157H229ZM235 164L242 169L237 176L231 175L232 172H230ZM148 171H150L149 168ZM178 186L175 190L180 188ZM193 189L198 192V196H202L201 200L206 201V204L210 206L207 212L200 211V208H196L194 202L191 201L190 196ZM136 194L137 196L146 194L147 201L153 204L150 209V222L145 224L147 225L146 229L140 227L138 243L133 244L132 238L135 240L136 237L130 228L134 215L142 212V209L136 206V202H138ZM13 205L0 190V225H5L8 222ZM74 205L78 208L83 206L80 202ZM180 207L183 209L178 211ZM198 220L204 225L200 227ZM138 230L136 228V233ZM8 233L9 231L6 234ZM6 234L1 238H6ZM115 242L118 243V248H116ZM48 247L47 243H42L41 248L44 252L49 250ZM104 250L108 258L103 256ZM151 255H153L152 261H150ZM208 257L206 255L203 264H211ZM238 262L240 261L236 257L224 255L219 264H238Z\"/></svg>",
    "mask_w": 264,
    "mask_h": 264
},
{
    "label": "bare ground",
    "instance_id": "3",
    "mask_svg": "<svg viewBox=\"0 0 264 264\" xmlns=\"http://www.w3.org/2000/svg\"><path fill=\"white\" fill-rule=\"evenodd\" d=\"M2 1H3V0H2ZM4 1H5V0H4ZM9 1H10V0H9ZM26 1H28V0H26ZM36 1H37V0H36ZM39 1H41V0H39ZM42 1L44 2V0H42ZM48 1H49V0H46V2H48ZM55 1H56V0H55ZM59 1H61V0H59ZM59 1H58V3H59ZM62 1H63V0H62ZM72 1H73V0H72ZM75 1H76V0H75ZM75 1H74V2H75ZM88 1H89V0H87V2H88ZM90 1H92V0H90ZM96 1L98 2V0H96ZM101 1H102V0H101ZM104 1H105V0H104ZM104 1H103V2H104ZM120 1H121V0H120ZM125 1H126V0H125ZM125 1L123 0V3H124ZM132 1H133V0H132ZM145 1H146V0H145ZM150 1H151V0H150ZM163 1H164V0H163ZM171 1H172V0H171ZM196 1L199 2V0H196ZM204 1H205V0H204ZM6 2H7V1H6ZM19 2L21 3V1H19ZM29 2H30V1H29ZM34 2H35V1H34ZM37 2H38V1H37ZM56 2H57V1H56ZM56 2H55V3H56ZM69 2H71V0H70ZM69 2H68V3H69ZM78 2H79V1H78ZM80 2H81V1H80ZM80 2H79V3H80ZM97 2H96V3H97ZM105 2H106V1H105ZM117 2H118V1H117ZM147 2H149V0L146 1V3H147ZM151 2H152V1H151ZM153 2H155V1H153ZM191 2H192V1H191ZM234 2H235V1H234ZM13 3H14V2H13ZM20 3H19L18 5H20ZM31 3H32V5H33V2H31ZM58 3H57V4H58ZM65 3H66V2H65ZM158 3H159V1L156 0V3H155V5H154V8H159L158 6H159L160 3H159V4H158ZM164 3H165V2H164ZM178 3H179V2H178ZM182 3H183V2H182ZM208 3H209V2H208ZM210 3H211V2H210ZM3 4H4V3H3ZM7 4H8V3H7ZM7 4H6V5H7ZM9 4H10V2H9ZM14 4H16V3H14ZM24 4H25V3H24ZM24 4H23V5H24ZM72 4H73V3H72ZM85 4H86V3H85ZM88 4H89V2H88ZM104 4H107V2L104 3ZM129 4H130V2H129ZM162 4H163V3H162ZM168 4H169V3H168ZM179 4H180V3H179ZM184 4H185V3H184ZM190 4H191V3H190ZM192 4H193V3H192ZM195 4H196V3H195ZM200 4H201V3H200ZM218 4H219V3H218ZM0 5H2V4H1V1H0ZM11 5L13 6L12 3H11ZM25 5H26V4H25ZM35 5H36V4H35ZM35 5H34V7H35ZM40 5H41V4H40ZM53 5H54V4H53ZM53 5H52V6H53ZM59 5H60V3H59ZM59 5H57V7H58ZM73 5H74V4H73ZM78 5H79V4H78ZM95 5H96V4H95ZM97 5H98V4H97ZM110 5L112 6V4H110ZM118 5H119V4H118ZM123 5H124V4H123ZM134 5H135V4H134ZM138 5H139V4H138ZM147 5H148V4H147ZM150 5H151V3H150ZM170 5H171V4H170ZM182 5H183V4H182ZM188 5H189V4H188ZM196 5H197V4H196ZM198 5H199V4H198ZM208 5H209V4H208ZM211 5H212V4H211ZM219 5H220V4H219ZM7 6H9V5H7ZM7 6H6V7H7ZM16 6H17V5H16ZM20 6L22 7V5H20ZM20 6H19V7H20ZM28 6H29V4H28ZM44 6H45V5H44ZM75 6H76V5H75ZM75 6H72L73 9H74ZM80 6H81V4H80ZM92 6H93V4H92ZM106 6H108V5H106ZM113 6H114V5H113ZM141 6H142V5H141ZM161 6H162V5H161ZM163 6H164V5H163ZM165 6H166V5H165ZM174 6H175V5H174ZM191 6H192V5H191ZM191 6H188V7H191ZM215 6H217V5H215ZM1 7H2V6H1ZM13 7H14V6H13ZM23 7H24V6H23ZM30 7H31V6H30ZM36 7H38V5H37ZM40 7H41V6H40ZM49 7H50V6H49ZM49 7H48V8H49ZM63 7H64V6H63ZM65 7H67L66 9L68 10V6H65ZM70 7H71V6H70ZM86 7H88V5H87ZM104 7H105V6H104ZM116 7H117V6H116ZM129 7H130V6H129ZM129 7H126V8L128 9ZM137 7H138V6H137ZM139 7H140V6H139ZM196 7H197V6H196ZM200 7H201V6H200ZM203 7H205V6L203 5ZM232 7H233V6H232ZM237 7H238V6H237ZM10 8H11V7H10ZM25 8L27 9L28 7L25 6ZM48 8H46V9H48ZM50 8H51V7H50ZM79 8H80V7H79ZM84 8H85V7H84ZM97 8H98V6H97ZM101 8H103V5H102ZM107 8H108V7H107ZM107 8H106V9H107ZM113 8H115V6H114ZM119 8H120V7H119ZM122 8H123V7H122ZM130 8H131V7H130ZM135 8H136V7H135ZM135 8H133V9H135ZM169 8H170V9H173V10H172V13L178 11L177 6H175L174 8H173V7H172V8L169 7ZM179 8H180V6H179ZM183 8L186 9V8H187L186 5H185ZM0 9H2V8H0ZM13 9H14V8H12V10H13ZM18 9H20V8H18ZM21 9H22V8H21ZM23 9H24V8H23ZM29 9H30V8H29ZM29 9H28V10H29ZM31 9H32V8H31ZM35 9H36V8H35ZM38 9H39V8H38ZM38 9H37V10H38ZM55 9H56V7H55ZM58 9H59V8H58ZM63 9H65V8H63ZM115 9H116V8H115ZM127 9H126V10H127ZM131 9H132V8H131ZM151 9H152V8H151ZM161 9H162V8H161ZM194 9H196V8H194ZM208 9H209V8H208ZM8 10H9V9H8ZM39 10H40V9H39ZM39 10H38V11H39ZM51 10H52V9H51ZM61 10H62V9H60V11H61ZM67 10H66V11H67ZM79 10H81V9H78L77 11H79ZM85 10H86V9H85ZM98 10H99V9H98ZM100 10H101V9H100ZM100 10H99V11H100ZM112 10H113V9H112ZM112 10H111V11H112ZM120 10H121V8H120ZM136 10H137V8H136ZM154 10H155V9H154ZM159 10H160V9H159ZM164 10H165V9H164ZM182 10H183V9H182ZM188 10H189V9H188ZM188 10H187V12H188ZM211 10H212V9H211ZM231 10H232V9H231ZM4 11H6V9H5ZM14 11H15V10H14ZM14 11H13V12H14ZM16 11H17V10H16ZM19 11H20V10H19ZM43 11H44V10H43ZM90 11H91V10H89V12H90ZM94 11H95V9H94ZM96 11H97V10H96ZM122 11H123V9H122ZM130 11H131V10H130ZM130 11H129V14H130ZM133 11H134V10H133ZM139 11H140V10H139ZM151 11H152V10H151ZM162 11H163V10H162ZM185 11H186V10H185ZM195 11H196V10H195ZM214 11H215V9H214ZM232 11H233V10H232ZM13 12H12V13H13ZM24 12H26V10H25ZM31 12H32V11H31ZM36 12H37V11H36ZM51 12H52V11H51ZM55 12H56V10H55ZM57 12H58V11H57ZM61 12H62V11H61ZM61 12H60V13H61ZM68 12H69V10H68ZM70 12H72V11H70ZM73 12H74V11H73ZM79 12H80V11H79ZM83 12H84V10H83ZM83 12H80V13H83ZM105 12H106V11H105ZM108 12H109V10L107 11V13H108ZM112 12H113V11H112ZM118 12H119V11H118ZM118 12H116V13H118ZM124 12H125V11H124ZM165 12H166V10H165ZM179 12H180V11H179ZM191 12H192V11H191ZM206 12H207V11H206ZM7 13H8V12H7ZM10 13H11V12H10ZM10 13H9V14H10ZM14 13H15V12H14ZM26 13H27V12H26ZM42 13H44V12H42ZM85 13H86V12H85ZM98 13H99V12H98ZM98 13H97V14H98ZM100 13H102V12L100 11ZM103 13H104V11H103ZM121 13H122V12H121ZM127 13H128V12H127ZM127 13H125V14H127ZM135 13H136V12H135ZM140 13H141V12H140ZM155 13L158 14L156 11H155ZM159 13H160V12H159ZM184 13H185V12H184ZM4 14H5V13H4ZM28 14H29V13H28ZM35 14H36V13H35ZM35 14H34V15H35ZM37 14H38V13H37ZM44 14H45V13H44ZM44 14H42V15H44ZM46 14H47V13H46ZM52 14H55V13L52 12ZM52 14H51V15H52ZM65 14H67V13H65ZM65 14H64V15H65ZM72 14H73V13H72ZM87 14H88V13H86L85 15H87ZM109 14H110V13H108V15H109ZM118 14H119V13H118ZM118 14H117V15H118ZM122 14H124V13H122ZM166 14H167V13H166ZM174 14H175V13H174ZM181 14H182V13H181ZM186 14H188V13H186ZM186 14H185V15H186ZM207 14H208V13H207ZM210 14H211V13H210ZM1 15H2V14H1ZM13 15H14V14H13ZM30 15H31V14H30ZM30 15H29V16H30ZM38 15H40V14H38ZM64 15H63V16H64ZM74 15H75V12H74ZM92 15H93V14H92ZM99 15H100V14H99ZM110 15H113V13L110 14ZM120 15H121V14H120ZM141 15H142V14H141ZM154 15H155V14H154ZM161 15H162V14H161ZM200 15H201V13H200ZM3 16H4V15H3ZM14 16H15V15H14ZM14 16H13V18L15 19ZM16 16H17V13H16ZM20 16H21V15H20ZM32 16H33V15H32ZM35 16H36V15H35ZM45 16H46V15H45ZM47 16H48V15H47ZM49 16H50V13H49ZM80 16H81V15H80ZM80 16H79V17H80ZM82 16H83V15H82ZM89 16H91V15H89ZM95 16H96V13H95ZM103 16H104V15H103ZM132 16H133V14H132ZM132 16H131V17H132ZM164 16H165V15H164ZM173 16H174V15H173ZM183 16H184V15H183ZM189 16H190V15H189ZM189 16H186V17L188 18ZM194 16L196 17L195 14H194ZM198 16H199V14H198ZM1 17H2V16H1ZM4 17H5V16H4ZM7 17H8V15H7ZM9 17H11V15H10ZM9 17H8V18H9ZM18 17H19V16H18ZM24 17H26V16H24ZM40 17H42V16H40ZM40 17H39V18H40ZM43 17H44V16H43ZM58 17H61V16H58ZM79 17H78V18H79ZM87 17H88V15H87ZM87 17H86V18H87ZM96 17H97V16H96ZM107 17H108V16H107ZM124 17H127V16L124 15ZM128 17H130V16H128ZM131 17H130V18H131ZM159 17H161V16H159ZM167 17H169V16L167 15ZM175 17H177V16H175ZM199 17H200V16H199ZM27 18H28V17H27ZM27 18H26V19H27ZM34 18H38V17H34ZM67 18H68V14H67ZM71 18H73V17L71 16ZM94 18H95V17H94ZM98 18H99V17H98ZM110 18H111V17H110ZM110 18H108V19H110ZM113 18H114V17H113ZM115 18H117V17H115ZM122 18H123V16H122ZM122 18H121V19H122ZM161 18H162V17H161ZM6 19H7V18H6ZM20 19H21V18H20ZM22 19H23V18H22ZM28 19H30V18H28ZM43 19H44V18H43ZM52 19H53V16H52ZM55 19H56V18H55ZM76 19H77V18H76ZM79 19H80V18H79ZM91 19H92V18H91ZM100 19H101V18H100ZM102 19H103V18H102ZM104 19H105V18H104ZM119 19H120V18H119ZM128 19H129V18H128ZM128 19H125V20H128ZM163 19H164V18H163ZM179 19H180V18H179ZM188 19H190V18H188ZM188 19H187V20H188ZM192 19H193V18H192ZM3 20H4V19H3ZM8 20H9V19H8ZM11 20H12V19H11ZM11 20H10V21H11ZM15 20H16V19H15ZM18 20H19V18H18ZM32 20H33V18H32ZM39 20H40V19H39ZM39 20H38V21H39ZM63 20H64V19H63ZM63 20H62V21H63ZM67 20H68V19H67ZM71 20H72V19H71ZM73 20H74V19H73ZM81 20H82V19L79 20V21H80L79 24H81V23L83 22V21L81 22ZM84 20H85V19H84ZM86 20H87V19H86ZM89 20H90V19H89ZM95 20H96V19H95ZM106 20H107V19H106ZM106 20H104V21H106ZM160 20H161V19H160ZM166 20H167V19H166ZM176 20H177V19H176ZM185 20H186V19H185ZM199 20H200V18L198 19V21H199ZM0 21H2V18L0 19ZM4 21L6 22V20H4ZM4 21H2V22H4ZM12 21H13V20H12ZM12 21H11V23H12ZM23 21H24V20H23ZM25 21H26V20H25ZM30 21H31V20H30ZM34 21H35V20H34ZM34 21H32V22L34 23ZM41 21H42V18H41ZM43 21H44V23H45V20H43ZM52 21H53V20H52ZM57 21H59V20H57ZM93 21H94V20H93ZM100 21H102V20H100ZM113 21H114V19H113ZM119 21H120V20H119ZM119 21H118V22H119ZM163 21H164V20H163ZM173 21H174V19H173ZM188 21H189V20H188ZM194 21H195V20H194ZM5 22H4V24H5ZM28 22H29V21H28ZM36 22H37V20H36ZM68 22H70V21H68ZM76 22H78V21H76ZM86 22H87V21H86ZM102 22H103V21H102ZM109 22H110V21H109ZM120 22H121V21H120ZM123 22H125V21H123ZM179 22H180V20H179ZM189 22H190V21H189ZM189 22H188V23H189ZM6 23H8V22H6ZM9 23H10V22H9ZM13 23H14V22H13ZM13 23H12V24H13ZM15 23H16V22H15ZM19 23H20V22H19ZM40 23H41V22H40ZM42 23H43V22H42ZM49 23H50V22H49ZM65 23H66V22H65ZM84 23H85V22H84ZM87 23H88V22H87ZM89 23H90V22H89ZM106 23H107V21H106ZM116 23H117V22H116ZM121 23H122V22H121ZM121 23H120V24H121ZM177 23H178V21H177ZM198 23H199V22H198ZM17 24H18V23H17ZM22 24H23V22H22ZM24 24H25V23H24ZM27 24H28V23H27ZM36 24L38 25L39 23H36ZM45 24H46V23H45ZM67 24H68V23H67ZM70 24H71V22H70ZM72 24H74V23H72ZM111 24H113V23L111 22ZM126 24H127V23H126ZM126 24H122V25H126ZM129 24H130V23H129ZM129 24H127V25H129ZM189 24H190V23H189ZM1 25H2V24H1ZM1 25H0V26H1ZM8 25H9V24H8ZM8 25H6V27H7ZM19 25H20V24H19ZM30 25H31V24H30ZM32 25H33V24H32ZM40 25H42V24H40ZM43 25H44V24H43ZM53 25H54V23H52V26H53ZM97 25H98V24H97ZM105 25H107V24H105ZM118 25H119V24H118ZM165 25H166V23H165ZM169 25H171V24H169ZM175 25H176V24H175ZM190 25H191V24H190ZM195 25H196V23H195ZM2 26H4V25H2ZM2 26H1V27H2ZM9 26H10V25H9ZM11 26H12V25H11ZM11 26H10V27H11ZM16 26H17V25H16ZM25 26L28 27L29 25H25ZM33 26H35V25H33ZM52 26H51V27H52ZM57 26H59V24H58ZM67 26H68V25H67ZM73 26H75V24H74ZM82 26H83V24H82ZM109 26H110V25H109ZM176 26H177V25H176ZM188 26H189V25H188ZM196 26H197V25H196ZM202 26H203V25H202ZM202 26H200V27H202ZM218 26H219V25H218ZM218 26H217V27H218ZM4 27H5V26H4ZM10 27H8V29H10ZM19 27H20V26H19ZM27 27H26V28H27ZM31 27H32V26H31ZM42 27H43V26H42ZM42 27H41V28H42ZM45 27H47V25H46ZM60 27H61V26H60ZM62 27L64 28L63 25H62ZM71 27H72V25H71ZM80 27H81V26H80ZM92 27H93V26H92ZM92 27H91V28H92ZM94 27H95V26H94ZM102 27H103V26H102ZM112 27H113V26H112ZM115 27H116V26H115ZM127 27H128V26H127ZM167 27H168V26H167ZM167 27H165V28H167ZM174 27H175V26H174ZM182 27H183V25H182L179 29L181 30ZM192 27H193V26H192ZM194 27H195V26H194ZM238 27H239V26H238ZM20 28H21V27H20ZM34 28H35V27H34ZM34 28H33V29H34ZM48 28H49V27H48ZM54 28H56V27H54ZM67 28L69 29V27H67ZM76 28H77V27H76ZM82 28H83V27H82ZM95 28H96V27H95ZM97 28H98V27H97ZM103 28H104V27H103ZM123 28H124V27H123ZM128 28H129V27H128ZM157 28H158V27H157ZM160 28H161V27H160ZM169 28H171V27H169ZM169 28H167V29H169ZM219 28H221V27H219ZM21 29H22V28H21ZM29 29H30V28H29ZM29 29H28V30H29ZM33 29H32V30H33ZM36 29H38V27H37ZM36 29H35V31H36ZM42 29H43V28H42ZM45 29H46V28H45ZM51 29H53V28H51ZM56 29H57V28H56ZM56 29H55V31H56ZM59 29H60V28H59ZM65 29H66V28H65ZM115 29H116V28H115ZM115 29H112V31L115 30ZM161 29H162V28H161ZM173 29H174V28H173ZM187 29H189V28H187ZM221 29H222V28H221ZM235 29H236V28H235ZM235 29H234V30H235ZM0 30H1V29H0ZM19 30H20V29H19ZM26 30H27V29H26ZM61 30H62V29H61ZM61 30H59V31H61ZM71 30H73V29H71ZM71 30H68V31H71ZM76 30H77V29H76ZM76 30H75V31H76ZM80 30H81V29H80ZM89 30H90V29H89ZM106 30H108V29H106ZM123 30H124V29H123ZM123 30H122V31H123ZM182 30H183V29H182ZM199 30H200V29H199ZM229 30H230V29H229ZM234 30H233V31H234ZM12 31H13V30H12ZM14 31H15V30H14ZM40 31H41V30H40ZM44 31H45V30H44ZM55 31H54V32H55ZM66 31H67V30H66ZM92 31H93V30H92ZM102 31H103V30H102ZM117 31H118V30H117ZM128 31H129V30H128ZM156 31H157V30H156ZM190 31H191V30H190ZM213 31H215V30H213ZM224 31H225V30H224ZM231 31H232V30H231ZM10 32H11V31H10ZM10 32H9V33H10ZM33 32H34V30H33ZM33 32H32V35L35 33V32H34V33H33ZM36 32H37V31H36ZM42 32H43V31H42ZM42 32H41V33H42ZM45 32H46V31H45ZM45 32H44V34H45ZM47 32H49V31L47 30ZM47 32H46V33H47ZM51 32H52V31H51ZM61 32H63V30H62ZM78 32H79V31H78ZM78 32H77V33H78ZM85 32H88V30L85 31ZM85 32H83V33H85ZM98 32H99V30H98ZM115 32H116V31H115ZM118 32H119V31H118ZM118 32H116V33H118ZM125 32H126V31H125ZM159 32H160V31H159ZM163 32H164V31H163ZM175 32H176V34H177V31H175ZM175 32L173 31V33H175ZM229 32H230V31H229ZM239 32H240V30H239ZM0 33H1V32H0ZM11 33H12V32H11ZM20 33H21V32H20ZM20 33H19V34H20ZM52 33H53V32H52ZM55 33H56V32H55ZM65 33H66V32H65ZM65 33H64V34H65ZM71 33H73V32H71ZM91 33H92V32H91ZM101 33H102V32H101ZM116 33H115V34H116ZM171 33H172V31H171ZM171 33H170V34H171ZM180 33H181V32H180ZM182 33H183V32H182ZM182 33H181V35H183ZM195 33L198 34L196 31H195ZM216 33H217V32H216ZM216 33H215V34H216ZM219 33H220V32H219ZM219 33H218V34H219ZM1 34H2V33H1ZM3 34H4V33H3ZM17 34H18V33H17ZM17 34H16L15 36H17ZM21 34H22V33H21ZM26 34H28V32H27ZM44 34H43V35H44ZM53 34H54V33H53ZM53 34H52V35H53ZM64 34H63V36L66 35V34H65V35H64ZM81 34H82V32H81ZM87 34H88V33H87ZM89 34H90V33H89ZM95 34H96V33H95ZM97 34H98V33H97ZM106 34L109 35V33H107V32H106ZM110 34H112V33H110ZM115 34H114V35H115ZM123 34H124V32H123ZM160 34H161V33H160ZM199 34H200V33H199ZM211 34H212V33H211ZM211 34H209V35L211 36ZM220 34H222V33H220ZM24 35H25V34H24ZM35 35H36V34H34V36H35ZM43 35H41V37H42ZM68 35H70V34H67V36H68ZM73 35H74V34H73ZM92 35H93V34H92ZM92 35H91V36H92ZM99 35H100V34H99ZM99 35H98V36H99ZM103 35H104V34H103ZM168 35H169V34H168ZM168 35H167V36H168ZM187 35H189V34H187ZM190 35L192 36V34H190ZM202 35H204V34L202 33ZM212 35H213V34H212ZM234 35H236V34H234ZM1 36H2V35H1ZM1 36H0V37H1ZM11 36H12V35H11ZM34 36H33V38H34ZM47 36H48V34H47ZM49 36H50V35H49ZM76 36H77V35H76ZM78 36H80V35H78ZM82 36H83V35H82ZM87 36H88V35H87ZM105 36H106V35H105ZM105 36H102V37L106 38ZM146 36H147V35H146ZM153 36H154V35H153ZM156 36H157V34H156ZM170 36H171V35H170ZM175 36H176V35H175ZM216 36H217V35H216ZM3 37H4V36H3ZM9 37H10V36H9ZM25 37H26V36H25ZM35 37H36V36H35ZM41 37H40V38H41ZM44 37H46V36H44ZM51 37H53V36H51ZM51 37H48V38L51 39ZM57 37H58V36H57ZM69 37H70V36H69ZM71 37H72V36H71ZM84 37H85V35H84ZM111 37H112V36H111ZM118 37H120V36H118ZM123 37H125V36L123 35ZM149 37H150V36H149ZM168 37H169V36H168ZM171 37H172V36H171ZM176 37H177V36H176ZM188 37H189V36H188ZM194 37H195V36H194ZM200 37H201V36H200ZM204 37H205V36H204ZM219 37H220V36H219ZM20 38H21V37H20ZM22 38H23V37H22ZM22 38H21V40H22ZM26 38H27V37H26ZM54 38H55V37H54ZM67 38H68V37H67ZM88 38H89V37H88ZM88 38H87V40H88ZM94 38H95V37H94ZM94 38H92V39H94ZM113 38H114V37H113ZM129 38H130V37H129ZM155 38H156V37H155ZM155 38H153V39H154V40H157V39H155ZM172 38H174V37H172ZM201 38H202V37H201ZM214 38H215V37H214ZM6 39H7V38H6ZM9 39H10V38H9ZM14 39H16V37H15ZM24 39H25V38H24ZM35 39H36V38H35ZM35 39H34V40H35ZM63 39H64V37H63ZM69 39H70V38H69ZM69 39H68V40H69ZM77 39H79V37H78ZM95 39H96V38H95ZM98 39H99V37H98ZM102 39H103V38H102ZM107 39H108V38H107ZM120 39H121V38H120ZM149 39H151V37H150ZM153 39H152V40H153ZM159 39H161V38H159ZM175 39H176V38H175ZM175 39H174V40H175ZM182 39H183V36H182ZM182 39H181V40H182ZM185 39H186V38H185ZM194 39H195V38H194ZM204 39H205V38H204ZM204 39H203V41H204ZM206 39H207V37H206ZM221 39H222V38H221ZM231 39H232V38H231ZM16 40H17V39H16ZM18 40H19V39H18ZM18 40H17V41H18ZM41 40H42V38H41ZM43 40H44V39H43ZM46 40H47V39H45V42H46ZM65 40H66V39H65ZM72 40H74V38H72ZM72 40H71V41H72ZM81 40H82V39H81ZM85 40H86V39H85ZM118 40H119V39H118ZM125 40H126V39H125ZM130 40H131V38H130ZM130 40H129V41H130ZM152 40H150V41H152ZM169 40H171V39H169ZM174 40H173V41H174ZM179 40H180V37H179ZM191 40H192V37H191ZM244 40H246V39H244ZM0 41H1V40H0ZM2 41H3V39H2ZM4 41H5V40H4ZM25 41H27V40H25ZM28 41H29V40H28ZM62 41H63V40H62ZM77 41H78V40H77ZM82 41H83V40H82ZM89 41H90V40H89ZM97 41H99V40H97ZM105 41H106V40H105ZM119 41H120V40H119ZM123 41H124V40H123V38H122V42H123ZM127 41H128V40H127ZM132 41H133V40H132ZM132 41H131V44H132ZM159 41H160V40H159ZM192 41H193V40H192ZM205 41H206V40H205ZM210 41H211V40H210ZM217 41H219V40H217ZM10 42H11V41H10ZM21 42H22V41H21ZM32 42H33V41H32ZM34 42H35V41H34ZM40 42H41V41H40ZM47 42L49 43V41H47ZM59 42H60V41H59ZM65 42H66V41H65ZM69 42H70V40H69ZM74 42L76 43V41H74ZM79 42H80V41H79ZM86 42H87V41H86ZM90 42H91V41H90ZM90 42H89V43H90ZM106 42H107V41H106ZM109 42H111V41H109ZM112 42H114V40H113ZM153 42H154V41H153ZM177 42H178V41H177ZM187 42H188V41H187ZM208 42H209V38H208ZM245 42H246V41H245ZM253 42H254V41H253ZM6 43L9 44L8 42H6ZM6 43H5V46H6ZM12 43H13V41H12ZM12 43H11V44H12ZM30 43H31V40H30ZM50 43H51V41H50ZM57 43H58V42H57ZM62 43H63V42H62ZM80 43H81V42H80ZM93 43H94V40H93ZM93 43H92V44H93ZM116 43H117V41H116ZM135 43H136V42H135ZM150 43H151V42H150ZM165 43H166V42H165ZM168 43H169V41H168ZM168 43H167V44H168ZM180 43H181V41H180ZM185 43H186V42H185ZM185 43H184V41H183V42L181 43V46H182V47H181L180 45L175 47V50H174V51H175V54H174V56H173V60H171V61H173L171 64H172V67L174 68V70L171 71V72H173V73H172V74H173V78H174V80H175L176 82H177V81L180 82V80H178V78L181 79L180 77L183 76V71H185L184 68L181 69V67H180L179 65H176V63H175V60H177V61L180 60L181 62H183V61H182L183 59L186 60V57H187V56H186V51H187V50H184V49H183V48H186V46H187ZM190 43H191V42H190ZM193 43H195V40H194ZM199 43H201V42L199 41ZM254 43H255V42H254ZM15 44H16V43H15ZM31 44H32V43H31ZM35 44H36V43H35ZM37 44H38V43H37ZM41 44H42V43H41ZM41 44H40V45H41ZM44 44H45V43H44ZM60 44H61V43H60ZM104 44H106V43H103V45H104ZM118 44H119V43H118ZM131 44H130V45H131ZM133 44H134V43H133ZM151 44H153V43H151ZM159 44H160V43H159ZM162 44H163V43H162ZM176 44H178V43H176ZM187 44H188V43H187ZM191 44H192V43H191ZM206 44H207V43H206ZM1 45H2V44H1ZM24 45H25V44H24ZM33 45H34V44H33ZM55 45H56V43L54 44V46H55ZM66 45H68V43H67ZM85 45H87V44H85ZM96 45H98V44H96ZM99 45H100V47L102 46L101 44H99ZM112 45H113V44H112ZM121 45H122V43H121ZM148 45H149V44H148ZM189 45H190V44H189ZM189 45H188V46H189ZM202 45H203V44H202ZM220 45H221V44H220ZM3 46H4V45H3ZM3 46H1V48H2ZM12 46H14V45H12ZM17 46H19V45H17ZM21 46H22V45H21ZM27 46H28V45H27ZM30 46H31V45H30ZM44 46H45V45H44ZM47 46H48V45H47ZM47 46H46V48H47ZM51 46H52V45H51ZM119 46H120V45H119ZM119 46H118V47H119ZM122 46L124 47V44H123ZM135 46H136V45H135ZM144 46H145V45H143V48H144ZM149 46H150V45H149ZM167 46H168V45H167ZM192 46H193V45H192ZM40 47H41V46H40ZM48 47H49V46H48ZM96 47H97V46H96ZM100 47H99V48H100ZM106 47H107V46H106ZM157 47H158V46H157ZM170 47H171V43H170V46H169V47H165V48H164V49H166L165 51L169 50ZM4 48H5V47H4ZM12 48H13V47H12ZM14 48L16 49L17 47H14ZM44 48H45V47H44ZM44 48H42V50H43ZM52 48H53V47H52ZM61 48H62V47H61ZM63 48L66 49L67 47H63ZM69 48H70V46H69ZM94 48H95V47H94ZM94 48H93V49H94ZM108 48H109V45H108ZM110 48H111V47H110ZM193 48H194V47H193ZM200 48H201V47H200ZM2 49H3V48H2ZM7 49H8V48H7ZM9 49H10V48H9ZM20 49H21V48H20ZM27 49H30V48H27ZM32 49H33V48H32ZM32 49H31V50H32ZM36 49H38V47H37ZM74 49H75V47H74ZM80 49H81V48H80ZM82 49H83V47H82ZM86 49H88V48H86ZM86 49H85V51H86ZM91 49H92V48H91ZM100 49H101V48H100ZM100 49H99V50H100ZM103 49H104V48H103ZM131 49H132V47H131ZM152 49H153V48H152ZM187 49H188V47H187ZM190 49H191V48H190ZM190 49H189V50H190ZM203 49H204V47H202V50H203ZM208 49H210V48H207V49H205V50L207 51ZM212 49H213V47H212ZM34 50H35V49H34ZM34 50H32V51H34ZM42 50H41V51H42ZM46 50H47V49H46ZM50 50H51V49H50ZM55 50H57V49H55ZM77 50H78V48H77ZM88 50H90V49H88ZM99 50H98V52L100 53ZM107 50H108V49H107ZM111 50H113V49H111ZM111 50H109V51H111ZM119 50H120V48H119ZM126 50H127V49H126ZM126 50H124V51H126ZM189 50H188V51H189ZM191 50H193V49H191ZM222 50H223V49H222ZM4 51H6V50H4ZM15 51H16V50H15ZM26 51H27V50H26ZM38 51H39V50H38ZM52 51H53V50H52ZM68 51H69V50H68ZM83 51H84V50H83ZM96 51H97V50H96ZM105 51H106V50H105ZM116 51H117V50H116ZM124 51H122V52H124ZM206 51H205V52H206ZM216 51H217V50H216ZM35 52H36V51H35ZM50 52H51V51H50ZM61 52H62V51H61ZM65 52H66V50H65ZM80 52H81V51H79V54H80ZM86 52H87V51H86ZM89 52H90V51H89ZM89 52H88V54H89ZM113 52H114V50H113ZM113 52H112V53H113ZM190 52H191V51H190ZM207 52H208V51H207ZM209 52H210V51H209ZM2 53H3V51H2ZM11 53H14V52L11 51ZM18 53H19V52H18ZM28 53H29V52H28ZM43 53H44V51H43ZM43 53H42V54H43ZM53 53H55V52H53ZM68 53H69V52H68ZM75 53H77V52H75ZM82 53H83V52H82ZM119 53H120V52H119ZM124 53H125V52H124ZM127 53H128V52H127ZM176 53H177L178 55H176ZM191 53H192V52H191ZM195 53H196V52H195ZM199 53H200V52H199ZM227 53H228V52H227ZM24 54H25V53H24ZM32 54H34V53L32 52ZM38 54H39V53H38ZM40 54H41V53H40ZM40 54H39V55H40ZM42 54H41V55H42ZM85 54H86V53H84L83 55H85ZM94 54H96V53H94ZM101 54H104V55H105V53H101ZM116 54H117V53H116ZM201 54H202V53H201ZM204 54H205V53H204ZM206 54H207V53H206ZM208 54H210V53H208ZM2 55H4V54H2ZM26 55H27V54H26ZM34 55H35V54H34ZM49 55H51V54H49ZM59 55H60V54H59ZM61 55H62V54H61ZM69 55H70V54H69ZM69 55H67V56H69ZM74 55H75V54H74ZM106 55H107V54H106ZM108 55H109V54H108ZM110 55H111V54H110ZM113 55H114V54H113ZM127 55H128V54H127ZM127 55H126V56H127ZM190 55H191V54H189V56H190ZM7 56H8V55H7ZM10 56H11V55H10ZM16 56H17V53H16ZM16 56H15V57H16ZM79 56H81V55H79ZM192 56H193V55H192ZM200 56H201V55H200ZM202 56H203V55H202ZM17 57H18V56H17ZM42 57H43V55H42ZM44 57H45V56H44ZM44 57H43V58H44ZM92 57H93V56H92ZM105 57H106V56H105ZM117 57H118V56H117ZM157 57H158V56H157ZM162 57H163L164 59H165V58H168V56H167V52H166V53L164 54V56H162ZM198 57H199V56H198ZM210 57H211V56H210ZM210 57H209V58H210ZM224 57H225V55H224ZM2 58H4V57H2ZM11 58L13 59V57H11ZM27 58H28V57H27ZM27 58H26V60H27ZM53 58H55V57H53ZM71 58H72V56H71ZM76 58H77V57H76ZM109 58H110V57H109ZM119 58L121 59L120 56H119ZM133 58H134V57H133ZM145 58H146V57H145ZM187 58H189V57H187ZM194 58H195V57H194ZM199 58H200V57H199ZM209 58H208V60H209ZM216 58H217V57H216ZM226 58H227V57H226ZM19 59H20V58H19ZM32 59H33V58H32ZM34 59H36V58L34 57ZM44 59H45V58H44ZM49 59H50V58H49ZM51 59H52V58H51ZM62 59H63V58H62ZM79 59H80V58H79ZM85 59H86V57H85ZM91 59H92V58H91ZM96 59H97V57H96ZM98 59H99V58H98ZM146 59H147V58H146ZM148 59H149V57H148ZM170 59H172V57H171ZM201 59H202V58H201ZM203 59H204V58H203ZM206 59H207V57H206ZM0 60H1V59H0ZM5 60H6V58L3 59V62H5ZM9 60H10V59H9V57H8V61H9ZM20 60H21V59H20ZM20 60H19V61H20ZM22 60H24V58H23ZM36 60H37V59H36ZM40 60H41V59H40ZM77 60H78V59H77ZM104 60H105V59H104ZM109 60H110V59H109ZM112 60H113V59H112ZM124 60H125V58H124ZM127 60H128V58H127ZM149 60H150V59H149ZM190 60H192V59H190ZM194 60H195V59H194ZM198 60H199V59H198ZM208 60H206V61H208ZM8 61H7V62H8ZM32 61H33V60H32ZM53 61H55V60H53ZM58 61L60 62V60H58ZM70 61H71V60H70ZM73 61H74V60H73ZM78 61H79V60H78ZM92 61H93V60H92ZM95 61H96V60H95ZM101 61H102V60H101ZM129 61H130V60H129ZM142 61H143V59H142ZM154 61H155V60H154ZM187 61H188V60H187ZM209 61H210V60H209ZM215 61H216V60H215ZM215 61H214V62H215ZM220 61H221V60H220ZM3 62H2V63H3ZM12 62H13V61H12ZM26 62H27V61H26ZM48 62H49V61H48ZM48 62H47V63H48ZM56 62H57V61H56ZM65 62H66V61H65ZM71 62H72V61H71ZM81 62H82V60H81ZM85 62H87V61H85ZM97 62H98V61H97ZM106 62H107V61H106ZM131 62H132V61H131ZM150 62H151V61H150ZM167 62H168V61H167ZM178 62H179V61H178ZM14 63H15V62H14ZM19 63H20V62H18L17 64H19ZM22 63H23V62H22ZM22 63H21V64H22ZM30 63H31V62H29V64H30ZM51 63H52V62H51ZM76 63H77V62H76ZM79 63H80V62H79ZM83 63H84V62H83ZM94 63H96V62H94ZM103 63H104V62H103ZM156 63H157V62H156ZM188 63H189V62H188ZM192 63H193V62H192ZM192 63H191V64H192ZM197 63H198V62H197ZM197 63H196V65H197ZM203 63H205V62L203 61ZM221 63H222V62H221ZM12 64H13V63H12ZM15 64H16V63H15ZM21 64H20V65H21ZM24 64H25V63H24ZM37 64H38V63H37ZM37 64H36V65H37ZM42 64H43V62H42ZM44 64H45V63H44ZM53 64H54V63H53ZM55 64H56V63H55ZM67 64L69 65V63H67ZM67 64H65V65H67ZM73 64H74V63H73ZM91 64H93V62H91ZM105 64H106V63H105ZM151 64H152V63H151ZM167 64H169V63H167ZM171 64H170V65H171ZM194 64H195V63H194ZM194 64H192V65H194ZM222 64H223V63H222ZM5 65H6V64H4L3 66H5ZM7 65H9V64H7ZM7 65H6V66H7ZM26 65H28V63H27ZM33 65H34V64H32V67H33ZM39 65H40V64H39ZM47 65H49V64H47ZM50 65H51V64H50ZM63 65H64V64H63ZM81 65H82V64H81ZM97 65L99 66V64H97ZM158 65H160V67H162L163 69H166V68L168 67V66L165 64V62H164L163 59H161V61H160V63H159ZM185 65H186V64H185ZM185 65H184V66H185ZM192 65H189V66L192 67ZM205 65H206V64H205ZM218 65H221V64H218ZM10 66H11V65H10ZM10 66H9V67L7 66V67L10 68ZM21 66H23V65H21ZM24 66H25V65H24ZM78 66H79V65H78ZM184 66H183V67H184ZM187 66H188V65H187ZM202 66H203V65H202ZM210 66H211V65H209V66H207V67H210ZM215 66H216V65H215ZM1 67H2V66H1ZM7 67H6V69H7ZM14 67H15V66H14ZM34 67H36V66H34ZM40 67H41V66H40ZM40 67H39V68H40ZM42 67H43V66H42ZM46 67L49 68L50 66H49V67L46 66ZM56 67H57V66H56ZM58 67H59V66H58ZM69 67H70V66H69ZM73 67H74V66H73ZM193 67H194V66H193ZM198 67H199V66H198ZM198 67H196V69H197ZM207 67H206V68H207ZM211 67H212V66H211ZM17 68H20V66L17 67ZM23 68H24V67H23ZM25 68H26V67H25ZM27 68H28V67H27ZM47 68H46V69H47ZM51 68H52V67H51ZM64 68H65V67H64ZM66 68H67V67H66ZM66 68H65V69H66ZM71 68H72V66H71ZM71 68H70V69H71ZM78 68H79V67H78ZM87 68H88V67H87ZM0 69H2V68H0ZM4 69H5V68H4ZM6 69H5V70H6ZM12 69H13V68H12ZM20 69H21V68H20ZM31 69H32V68H31ZM31 69H30V70H31ZM36 69H37V68H36ZM52 69H53V68H52ZM60 69H62V68H59V70H60ZM74 69H75V68H74ZM81 69H82V66H81ZM81 69H79V70L81 71ZM159 69H161V68H159ZM163 69H162V70H163ZM167 69H168V68H167ZM188 69H189V68H188ZM191 69H192V68H191ZM200 69H202V68H199V70H200ZM204 69H205V67H204ZM204 69H203V70H204ZM212 69H213V68H212ZM16 70H17V69H16ZM18 70H19V69H18ZM27 70H28V69H27ZM62 70H63V69H62ZM68 70H69V69H67V71H68ZM175 70H176V72H175ZM192 70H193V69H192ZM192 70L190 71V73L192 72ZM207 70H209V69H207ZM218 70H219V69H218ZM2 71H3V70H2ZM6 71H7V70H6ZM11 71H12V70H11ZM13 71L15 72V70H13ZM24 71H25V70H24ZM32 71H34V70H32ZM43 71H45V69H43ZM55 71H56V70H55ZM55 71H54V72H55ZM70 71H71V70H70ZM72 71H73V68H72ZM77 71H78V70H77ZM84 71H85V69H84ZM84 71H83V72H84ZM193 71H194V70H193ZM204 71H205V70H204ZM17 72H19V71H17ZM17 72H16V73H17ZM36 72H38V71H36ZM41 72H42V71H41ZM41 72H40V73H41ZM50 72H51V71H50ZM74 72H76V70H75ZM83 72H82V73H83ZM160 72H161V71H160ZM197 72H198V71H197ZM215 72H217V71H215ZM9 73H11V72L9 71ZM29 73L33 75V72H32V73L29 72ZM47 73H48V72H47ZM57 73H58V75L61 74V73L59 74V72H57ZM63 73H64V71H63ZM66 73H67V72H66ZM70 73H71V72H70ZM77 73H78V72H76V74H77ZM166 73H167V71H166ZM177 73H179L178 77H176V76H177V75H176ZM185 73H186V72H185ZM185 73H184V74H185ZM200 73H201V72H200ZM209 73H210V72H209ZM212 73H213V72H212ZM3 74H4V73H3ZM3 74H1L0 76H3ZM11 74H12V73H11ZM13 74H14V73H13ZM21 74H23V73H21ZM26 74H27V73H26ZM34 74H35V72H34ZM44 74H45V73H44ZM67 74H68V73H67ZM157 74H158V73H157ZM162 74H163V73H162ZM7 75H9V74H7ZM16 75H17V74H16ZM19 75H20V74H18L17 76H19ZM38 75H39V74H38ZM53 75H54V74H53ZM64 75H65V74H64ZM69 75H70V74H69ZM79 75H80V73H79ZM158 75H159V74H158ZM165 75H166V74H165ZM169 75H170V74H169ZM169 75H167V76H169ZM200 75H202V74H200ZM210 75H211V73H210ZM12 76H15V75H12ZM12 76H10V77H12ZM17 76H15V77H17ZM24 76H26V75L24 74ZM24 76H23V77H24ZM40 76H41V75H40ZM48 76H49V75H48ZM60 76H61V75H60ZM76 76H78V75H76ZM162 76H163V75H159L158 81H160V83H165V81L162 79V78H163ZM208 76H209V75H208ZM208 76H207L205 79H208ZM4 77H5V75H4ZM4 77H2V78H4ZM28 77H29V76H28ZM33 77H34V76H33ZM42 77H45V76H42ZM50 77H51V76H50ZM55 77H56V76H55ZM66 77H67V76H66ZM79 77H81V76H79ZM185 77H186V75H185ZM193 77H194V76H192V78H193ZM197 77H198V76H197ZM213 77H214V75H213ZM7 78H8V76H7ZM13 78H14V77H13ZM19 78H20V77H18V79H19ZM57 78H58V77H57ZM170 78L172 79V75L170 76ZM189 78H190V77H188V79H189ZM200 78H202V77L200 76ZM11 79H12V78H9V80H11ZM14 79H16V78H14ZM54 79H55V78H54ZM65 79H66V78H65ZM68 79H69V78H68ZM167 79H168V78H167ZM185 79H186V78H185ZM193 79H194V78H193ZM218 79H219V78H218ZM9 80H7V81H9ZM23 80H24V79H23ZM25 80H26V78H25ZM55 80H56V79H55ZM58 80H59V79H58ZM62 80H63V79H62ZM62 80H61V82H62ZM66 80H67V79H66ZM70 80H71V79H70ZM70 80H69V81H70ZM82 80H83V79H82ZM174 80H173V81H174ZM182 80H183V79H182ZM189 80L191 81L192 79H189ZM210 80H211V79H210ZM1 81H4V80H1V79H0V82H1ZM7 81H6V82H7ZM16 81H17V80H16ZM16 81H15V82H16ZM28 81H29V78H28ZM52 81H53V80H52ZM52 81H51V82H52ZM80 81H81V80H80ZM84 81H85V80H84ZM84 81H83V82H84ZM10 82H11V81H10ZM66 82L68 83V81H66ZM196 82H199V83H200L201 81L197 80ZM4 83H5V82H4ZM16 83H18V82H16ZM19 83H20V82H19ZM31 83H34V82L32 81ZM42 83H43V82H42ZM75 83H76V82H75ZM80 83H81V82H80ZM84 83H85V82H84ZM171 83H172V82H171ZM210 83H212V82H210ZM6 84H7V83H6ZM6 84H5V85H6ZM22 84H23V83H22ZM27 84H28V83H27ZM29 84H30V82H29ZM35 84H36V83H35ZM39 84H40V83H39ZM39 84H38V85H39ZM44 84H45V83H44ZM71 84H73V83L71 82ZM77 84H78V82H77ZM175 84H177V83H174V85H175ZM178 84H179V83H178ZM185 84H186V80H185ZM191 84H192V83H191ZM201 84H202V83H201ZM208 84H209V83H208ZM2 85H3V83H2ZM2 85H1V86H2ZM174 85H173V86H174ZM180 85H181V84H180ZM183 85H184V84H183ZM203 85H204V84H203ZM1 86H0V87H1ZM9 86H11V83L9 84ZM14 86H15V85H14ZM14 86H13V87H14ZM16 86H17V85H16ZM27 86H28V85H27ZM34 86H35V85H34ZM68 86H70V83H69ZM74 86H75V85H74ZM85 86H86V85H85ZM155 86H156V85H155ZM157 86H158V85H157ZM178 86H179V85H178ZM178 86H177V88H178ZM7 87H8V86H7ZM7 87H6V90H7ZM29 87H30V86H29ZM29 87H28V88H29ZM38 87H39V86H37V89H38ZM44 87H45V86H44ZM63 87H65V86L63 85ZM86 87H87V86H86ZM151 87H152V86H151ZM168 87H169V86H168ZM170 87H172V85H170ZM179 87H180V86H179ZM182 87H184V86H182ZM199 87H200V85H199ZM205 87H206V86H205ZM208 87H209V86H208ZM211 87H212V86H211ZM232 87H233V86H232ZM14 88H15V87H14ZM20 88H21V87H20ZM20 88H18V89H20ZM22 88H23V87H22ZM42 88H43V86H42ZM49 88H50V87H49ZM51 88H53L52 85H51ZM156 88H157V87H156ZM158 88H160V87L158 86ZM174 88H175V87H174ZM184 88H185V87H184ZM4 89H5V88H4ZM9 89H10V87H9ZM9 89H8V91H9ZM11 89H13V88H11ZM11 89H10V90H11ZM33 89H34V88H33ZM63 89H64V88H63ZM160 89H161V88H160ZM170 89L172 90V88H170ZM180 89H181V87H180ZM200 89H201V88H200ZM21 90H22V89H21ZM34 90H35V89H34ZM38 90H39V89H38ZM40 90H41V89H40ZM45 90H46V89H45ZM52 90H53V89H52ZM80 90H81V89H80ZM178 90H179V88L177 89L176 93L178 92ZM182 90H184V89L182 88ZM15 91H16V88H15ZM15 91H14V92H15ZM22 91H23V90H22ZM36 91H37V90H36ZM42 91H43V90H41V92H42ZM46 91H47V90H46ZM156 91H157V90H156ZM168 91H169V90H168ZM2 92H3V93H6L7 91H6V92L2 91ZM31 92H32V90H31ZM31 92H30V93H27V95L31 94ZM39 92H40V91H39ZM163 92H164V91H163ZM166 92H167V91H166ZM172 92H173V91H172ZM179 92H180V91H179ZM19 93H21L20 90H19ZM23 93H24V92H23ZM35 93H37V92H35ZM44 93H45V92H44ZM50 93H52V92H50ZM70 93H71V92H70ZM169 93H170V91H169ZM15 94H16V93H15ZM24 94H26V93H24ZM24 94H23V95H24ZM46 94H47V93H46ZM46 94H45V95H46ZM48 94H49V93H48ZM54 94H55V93H54ZM156 94H157V93H156ZM158 94H159V93H158ZM171 94H172V93H171ZM180 94H181V93H180ZM2 95H3V94H2ZM2 95H1V97H2ZM7 95H8V94H7ZM17 95H18V94H17ZM32 95H33V94H32ZM39 95H40V94H39ZM42 95H43V94H42ZM42 95H41V96H42ZM52 95H53V94H52ZM52 95H51V96H52ZM161 95H162V94H161ZM164 95H167V94L164 93ZM181 95H182V94H181ZM181 95H180V96H181ZM4 96H5V95H4ZM11 96H12V95H11ZM11 96H8V97H10V99H11ZM13 96H14V95H13ZM15 96H16V95H15ZM15 96H14V97H15ZM24 96H26V95H24ZM41 96H40V97H41ZM55 96H56V95H55ZM68 96H69V95H68ZM178 96H179V94H178ZM19 97H20V94H19ZM19 97H16V98H19ZM21 97H23V96L21 95ZM28 97H29V96H28ZM28 97H25V98H28ZM31 97H32V96H31ZM33 97H34V96H33ZM52 97H53V96H52ZM69 97L72 98V95L69 96ZM159 97H160V95H159ZM163 97H164V96H163ZM165 97H166V96H165ZM172 97H173V96H172ZM172 97H171V98H172ZM174 97H175V95H174ZM181 97H182V96H181ZM181 97H180V98H181ZM187 97H188V96H187ZM12 98H13V97H12ZM16 98H15V99H16ZM35 98H36V96H35ZM37 98H39V97H37ZM44 98H45V97H44ZM67 98H68V97H67ZM160 98H161V97H160ZM169 98H170V97H169ZM175 98H176V97H175ZM183 98H184V97H183ZM4 99H5V98H4ZM7 99H8V98H6V100H7ZM21 99H22V98H21ZM32 99H33V98H32ZM49 99H50V96H49ZM49 99H48V100H49ZM187 99H188V98H187ZM16 100H17V99H16ZM18 100H19V99H18ZM24 100H25V99H24ZM42 100H43V99H42ZM177 100H178V99H177ZM181 100H182V99H181ZM1 101L4 102L3 100H1ZM1 101H0V102H1ZM161 101H162V98H161ZM164 101H166V99H165ZM173 101H175V100H173ZM9 102H10V100H9ZM11 102H12V101H11ZM15 102H16V101H15ZM17 102H18V101H17ZM20 102H22V100H20ZM24 102H25V101H24ZM42 102H44V100H43ZM175 102H176V101H175ZM6 103H7V101H6ZM6 103H5L4 106H6ZM13 103H14V102H13ZM30 103H31L30 106H32V102H30ZM40 103H41V102H40ZM40 103H39V104H40ZM165 103H166V102H165ZM168 103H169V102H168ZM176 103H177V102H176ZM184 103H185V102H184ZM9 104H10V103H9ZM9 104H8V107L12 106V103H11L10 106H9ZM14 104H15V103H14ZM16 104H17V103H16ZM21 104H22V103H21ZM39 104H38V105H39ZM163 104H164V103H163ZM182 104H183V103H181V104H179V105H182ZM48 105H49V104H48ZM164 105H165V104H164ZM166 105H167V104H166ZM166 105H165V106H166ZM14 106H15V105H14ZM17 106H18V104H17ZM20 106H21V105H20ZM36 106H37V104H36ZM49 106H50V105H49ZM159 106H160V105H159ZM176 106H177V105H176ZM182 106H183V105H182ZM1 107H3V106H1ZM1 107H0V108H1ZM27 107H28V106H27ZM39 107H40V105H39ZM65 107H66V106H65ZM160 107H161V106H160ZM167 107H168V106H167ZM172 107H173V106H172ZM185 107H186V106H185ZM185 107H184V109H185ZM12 108H13V107H12ZM12 108H10V109H12ZM17 108H19V107H17ZM24 108H25V107H24ZM33 108H34V107H33ZM42 108H43V107H42ZM46 108H47V107H46ZM164 108H165V107H164ZM169 108H171V107H169ZM175 108H176V107H175ZM2 109H3V108H2ZM6 109H7V108H6ZM20 109H21V108H20ZM31 109H32V107H31ZM53 109L55 110V108H53ZM53 109H52V110H53ZM160 109H161V108H160ZM181 109H182V108H181ZM8 110H9V109H8ZM8 110H7V111H8ZM12 110H13V109H12ZM16 110H17V109H16ZM21 110H23V109H21ZM26 110H27V109H26ZM56 110H57V109H56ZM65 110H67V109H65ZM165 110H166V109H165ZM168 110H169V109H168ZM175 110H176V109H175ZM179 110H180V107H179ZM1 111L3 112V110H1ZM9 111H10V110H9ZM28 111H29V110H28ZM39 111H40V110H39ZM173 111H174V110H173ZM176 111H177V110H176ZM182 111H183V110H182ZM166 112H167V111H166ZM3 113H4V112H3ZM7 113H8V112H7ZM24 113H28V112H24ZM30 113H31V112H30ZM30 113H29V114H30ZM55 113H57V112H55ZM173 113H175V112H173ZM173 113H172V114H173ZM12 114H13V112H12ZM180 114H181V115H177V116H181V117H182V113H180ZM188 114H189V113H188ZM5 115H6V114H5ZM8 115L10 116V113H9ZM186 115H187V114H186ZM13 116H14V115H13ZM25 116H26V115H25ZM39 116H40V115H39ZM167 116H168V115H167ZM188 116H190V115H188ZM171 117H173V116H171ZM181 117H180V118H181ZM186 117H187V116H186ZM186 117H185V119H188V118H186ZM7 118H8V116H7ZM31 118H32V117H31ZM183 118H184V116H183ZM190 118H191V117H190ZM9 119H10V118H9ZM172 119H173V118H172ZM185 119H184V121H185ZM113 120H114V119H113ZM168 120H169V119H168ZM174 120H175V119H174ZM182 120H183V119H182ZM179 121H180V120H179ZM188 121H189V119H188ZM13 122H14V121H13ZM171 122H172V120H171ZM182 122H183V121H182ZM182 122H181V123H182ZM255 122H256V121H255ZM263 122H264V121H263ZM10 123H11V122H10ZM10 123H8V124L10 125ZM177 123H178V122H177ZM179 123H180V122H179ZM189 123H190V122H189ZM6 124H7V123H6ZM15 124H16V123H15ZM59 124H60V123H59ZM165 124H166V123H165ZM170 124H171V123H170ZM170 124H169V125H170ZM188 125H189V124H188ZM11 126H12V123H11ZM11 126H10V127H11ZM173 126H176V125H173ZM177 126H178V125H177ZM262 126H263V125H262ZM262 126H261V127H262ZM165 127H166V126H165ZM165 127H164V129H166ZM168 127H169V126H168ZM182 127H183V126H182ZM215 127H216V126H215ZM0 128H1V127H0ZM19 128H20V127H19ZM39 128H40V127H39ZM169 128H170V127H169ZM178 128H179V127H178ZM262 128H263V127H262ZM42 129H43V128H42ZM144 129H145V128H144ZM172 129H173V128H172ZM176 129H177V128H176ZM179 129H180V128H179ZM183 129H184V128H183ZM183 129H182V130H183ZM0 130H1V129H0ZM10 130H11V129H10ZM10 130H9V132H11ZM57 130H58V129H57ZM57 130H56V131H57ZM162 130H163V129H162ZM162 130H161V131H162ZM166 130H167V129H166ZM173 130H174V129H173ZM180 130H181V129H180ZM260 130H263V129H260ZM164 131H165V130H164ZM170 131H171V130H170ZM170 131H169V132H170ZM177 131H178V130H177ZM6 132H7V131H6ZM26 132H27V131H26ZM30 132H31V131H30ZM45 132H46V131H45ZM171 132H173V131H171ZM171 132H170V133H171ZM42 133H43V132H42ZM145 133H146V132H145ZM166 133H167V131H166ZM19 134H20V133H19ZM34 134H35V133H34ZM173 134H174V132H173ZM159 135H160V137L162 136L161 133H160ZM165 135H166V134H165ZM178 135H179V132H178ZM4 136H5V135H4ZM7 136H9V135L7 134L6 137H7ZM48 136H49V135H48ZM151 136H152V135H151ZM154 136H155V135H154ZM180 136H181V135H180ZM145 137H146V135H145ZM160 137H159V138H160ZM170 137H171V136H170ZM175 137L178 139L177 136H175ZM140 138H141V137H140ZM142 138H143V137H142ZM148 138H149V137H148ZM155 138H156V137H155ZM155 138H153V139L155 140ZM173 138H174V136H173ZM1 139H2V138H1ZM17 139H18V138H17ZM157 139H158V138H157ZM166 139H167V138H166ZM170 139H171V138H170ZM174 139H175V138H174ZM139 140H140V139H139ZM142 140H143V139H142ZM158 140H159V139H158ZM160 140H162V139H160ZM17 141H18V140H17ZM134 141H135V140H134ZM5 142H6V141H5ZM5 142H4V143H5ZM137 142H138V141H137ZM156 142H157V140H156L154 143H156ZM164 142H165V141H164ZM169 142H170V141H169ZM182 142H183V141H182ZM11 143H12V142H11ZM23 143H24V142H23ZM139 143H140V142H139ZM170 143H171V142H170ZM178 143H179V142H178ZM180 143H181V142H180ZM261 143H262V142H261ZM6 144H7V143H6ZM92 144H93V143H92ZM125 144H126V146L128 145L127 143H125ZM129 144H130V143H129ZM151 144H152V141H151ZM161 144H162V143H161ZM171 144H172V143H171ZM174 145H175V141H174ZM177 145H178V144H177ZM209 145H210V144H209ZM2 146H3V145H2ZM2 146H1V147H2ZM33 146H34V145H33ZM33 146H32V147H33ZM116 146H117V145H116ZM134 146H136V145H134ZM143 146H144V145H143ZM143 146H142V147H143ZM149 146H150V145H149ZM157 146H159V144H157ZM164 146H165V144H164ZM167 146H168V145H167ZM180 146H182V145H180ZM184 146H185V145H184ZM5 147H6V146H5ZM112 147H115V146H112ZM128 147H129V146H128ZM168 147H169V146H168ZM170 147H171V146H170ZM193 147H194V146H193ZM208 147H209V146H208ZM211 147H212V146H211ZM213 147H214V146H213ZM216 147H217V145H216ZM16 148H17V147H16ZM29 148H30V147H29ZM117 148H118V146H117ZM119 148H120V147H119ZM126 148H127V147H126ZM150 148H151V147H150ZM150 148H149V149H150ZM160 148H161V147H160ZM165 148H166V147H165ZM165 148H164V149H165ZM205 148H206V147H205ZM9 149H11V148H9ZM17 149H18V148H17ZM49 149H50V148H49ZM51 149H52V148H51ZM115 149H116V148H115ZM147 149H148V148H147ZM157 149H158V148H157ZM157 149L155 148V151H156ZM161 149H163V147H162ZM169 149H170V148H169ZM184 149H185V148H184ZM206 149H207V148H206ZM241 149H242V148H241ZM52 150H53V149H52ZM110 150H111V148H110ZM125 150H126V149H125ZM145 150H146V149H145ZM151 150H152V149H151ZM179 150H180V149H179ZM196 150H197V149H196ZM200 150H201V149H200ZM203 150H204V149H203ZM31 151H32V150H31ZM49 151H50V150H49ZM55 151H56V149H55ZM134 151H135V150H134ZM143 151H144V150H143ZM163 151H164V150H163ZM32 152H33V151H32ZM40 152H41V151H40ZM57 152H58V151H57ZM57 152H56V153H57ZM102 152H104V151H102ZM102 152H101V153H102ZM125 152H126V151H125ZM202 152H203V151H202ZM6 153H8V152H6ZM54 153H55V152H54ZM73 153H74V152H73ZM133 153H134V152H133ZM147 153H148V152H147ZM150 153H152V152H150ZM156 153H158V150H157ZM161 153H162V152H161ZM163 153H164V152H163ZM3 154H4V153H3ZM159 154H160V153H159ZM168 154H169V153H168ZM171 154H172V153H171ZM181 154H182V153H181ZM191 154H192V153H191ZM51 155H52V154H51ZM53 155H54V154H53ZM61 155H62V154H61ZM71 155H72V154H71ZM71 155H70V156H71ZM105 155H107V154H104V156H105ZM110 155H111V154H110ZM126 155H128V154H126ZM137 155H138V154H137ZM145 155H146V154H145ZM147 155H148V154H147ZM154 155H156L155 152H154ZM154 155H153V156H154ZM165 155H166V153H165ZM173 155H174V154H173ZM177 155H178V154H177ZM182 155H183V154H182ZM200 155H201V154H200ZM200 155H199V156H200ZM6 156H7V155H6ZM130 156H131V154H130ZM133 156H134V154H133ZM153 156H151V157H153ZM156 156H157V155H156ZM160 156H162V155H160ZM168 156H169V155H168ZM191 156H192V155H191ZM52 157H53V156H52ZM92 157H93V156H92ZM96 157H97V156H96ZM128 157H129V156H128ZM141 157H143V156H141ZM149 157H150V155L148 156V158H149ZM154 157H155V156H154ZM154 157H153V158H154ZM166 157H167V156H166ZM175 157H176V156L174 155V158H175ZM185 157H186V155H185ZM97 158H98V157H97ZM121 158H122V157H121ZM155 158H156V157H155ZM155 158H154V159H155ZM181 158H182V157H181ZM181 158H180V159H181ZM196 158H197V157H196ZM3 159H4V158H3ZM71 159H72V158H71ZM76 159H77V158H76ZM89 159H90V158H89ZM92 159H93V158H92ZM94 159H95V158H94ZM122 159H123V158H122ZM141 159H142V158H141ZM156 159H157V158H156ZM156 159H155V160H156ZM160 159H162V158H160ZM160 159H159L158 161H160ZM166 159H167V158H166ZM7 160H8V159H7ZM14 160H15V159H14ZM29 160H30V159H29ZM86 160H87V159H86ZM123 160H124V159H123ZM136 160H137V159H136ZM151 160H152V159H151ZM171 160H172V159H171ZM173 160H174V159H173ZM173 160H172V161H173ZM3 161H4V160H3ZM77 161H78V160H77ZM103 161H104V159H103ZM114 161H115V159H114ZM114 161H113V162H114ZM127 161H128V160H127ZM130 161H131V160H130ZM132 161H133V160H132ZM134 161H135V160H134ZM140 161H141V160H140ZM167 161H168V160H167ZM182 161H183V160H182ZM182 161H181V162H182ZM204 161H205V160H203V162H204ZM106 162H107V161H106ZM106 162H105V163H106ZM110 162H111V161H110ZM118 162H119V161H118ZM138 162H139V161H138ZM150 162H151V161H150ZM152 162H153V161H152ZM173 162H175V161H173ZM178 162H179V160H178ZM6 163H8V162H6ZM14 163H15V162H14ZM83 163H84V162H83ZM86 163H87V162H86ZM86 163H85V164H86ZM92 163H93V162H92ZM123 163H124V161H123ZM132 163H133V162H132ZM143 163H144V162H143ZM146 163H148V162H146ZM153 163H155V165H156V162H153ZM183 163H184V162H183ZM3 164H4V163H3ZM108 164H109V163H108ZM124 164H125V163H124ZM124 164H122V165H124ZM133 164H135V163H133ZM157 164L160 165V162L157 163ZM173 164H174V163H172V165H173ZM180 164H181V163H180ZM201 164H202V163H201ZM9 165H10V164H9ZM15 165H16V164H15ZM17 165H18V164H17ZM34 165H35V164H34ZM53 165H54V164H53ZM110 165H111V164H110ZM125 165H126V164H125ZM125 165H124V167H125ZM175 165H178V164L176 163ZM175 165H174V166H175ZM184 165H185V164H184ZM199 165H200V164H199ZM69 166H70V165H69ZM73 166H74V165H73ZM127 166H128V165H127ZM144 166H145V165H144ZM146 166H147V165H146ZM149 166H150V165H149ZM185 166H186V165H185ZM5 167H7V166H5ZM5 167H4V168H5ZM16 167H17V166H16ZM18 167H19V166H18ZM49 167H50V166H49ZM70 167H71V166H70ZM74 167H75V166H74ZM147 167H148V166H147ZM164 167H165V166H164ZM172 167H173V166H172ZM172 167H171V168H172ZM183 167H184V166H183ZM7 168H9V167H7ZM50 168H52V167H50ZM63 168H64V167H63ZM127 168H128V167H127ZM136 168H137V167H136ZM142 168H143V167H142ZM150 168H151V167H150ZM197 168H198V167H197ZM21 169H22V168H21ZM28 169H29V167H28ZM58 169H59V168H58ZM66 169H67V168H66ZM77 169H78V168H77ZM146 169H147V168H146ZM151 169H152V168H151ZM176 169H177V168H176ZM182 169H183V168H182ZM182 169H181V170H182ZM9 170H10V169H9ZM30 170H31V169H30ZM128 170H129V169H128ZM142 170H143V169H142ZM144 170H145V169H144ZM144 170H143V172H144ZM169 170H170V169H169ZM172 170H173V169H172ZM184 170H185V169H184ZM1 171H2V170H1ZM87 171H88V170H87ZM130 171H131V170H130ZM159 171H160V170H159ZM162 171H163V170H162ZM178 171H179V169H178ZM4 172H5V171H4ZM10 172H11V171H10ZM32 172H33V171H32ZM54 172H55V171H54ZM62 172H63V171H62ZM65 172H66V171H65ZM90 172H91V171H90ZM138 172H139V171H138ZM138 172H137V173H138ZM146 172H147V170H146ZM151 172H152V171H151ZM151 172H150V173H151ZM157 172H158V171H157ZM157 172H156V173H157ZM172 172H173V171H172ZM172 172H170V173H172ZM175 172H176V171H175ZM1 173H2V172H1ZM40 173H41V172H40ZM92 173H93V172H92ZM94 173H95V172H94ZM140 173H141V171H140ZM160 173H161V172H160ZM167 173H168V172H167ZM179 173H180V172H179ZM183 173H184V172H183ZM3 174H4V173H3ZM66 174H67V173H66ZM104 174H106V173H104ZM128 174H129V173H128ZM135 174H136V173H135ZM144 174H145V173H144ZM51 175H52V173H51ZM106 175H107V174H106ZM131 175H132V174H131ZM158 175H159V174H158ZM182 175H183V174H182ZM5 176H6V174H5ZM91 176H92V175H91ZM98 176H99V175H98ZM141 176H142V174H141ZM176 176H177V175H176ZM53 177H54V176H53ZM65 177H66V175H65ZM65 177H64V178H65ZM92 177H93V176H92ZM102 177H104V176H102ZM134 177H135V176H134ZM136 177H137V176H136ZM138 177H140V176H138ZM183 177H184V176H183ZM1 178H3V176H2ZM1 178H0V179H1ZM34 178H35V177H34ZM42 178H43V177H42ZM51 178H52V177H51ZM64 178H63V179H64ZM181 178H182V177H181ZM3 179H4V178H3ZM3 179H2V180H3ZM67 179H68V178H67ZM103 179H104V178H103ZM106 179H108V178H106ZM114 179H115V178H114ZM175 179H176V178H175ZM16 180H17V178H16ZM22 180H23V179H22ZM41 180H42V179H41ZM68 180H69V179H68ZM70 180H71V179H70ZM84 180H85V178H84ZM88 180H89V179H88ZM93 180H94V178H93ZM112 180H113V179H112ZM173 180H174V178H173ZM94 181L96 182V180H94ZM98 181H99V180H98ZM100 181H101V180H100ZM109 181H110V180H109ZM109 181H108L107 183H109ZM174 181H176V180H174ZM4 182H5V181H4ZM4 182H3L2 184H4ZM49 182H50V181H49ZM114 182H115V180H114ZM117 182H118V181H117ZM0 183H1V182H0ZM5 183L7 184V182H5ZM102 183H103V182H102ZM175 183H176V182H175ZM6 184H5V185H6ZM66 184H67V183H66ZM81 184H82V183H81ZM92 184H93V183H92ZM94 184H95V183H94ZM113 184H114V183H113ZM173 184H174V183H173ZM184 184H185V182L183 183V185H184ZM87 185H88V183H87ZM103 185H104V184H103ZM109 185H110V184H109ZM178 185H179V183H178ZM6 186H7V185H6ZM35 186H36V185H35ZM35 186H34V187H35ZM59 186H60V185H59ZM99 186H100V184H99ZM62 187H63V186H62ZM72 187H73V185H72ZM89 187H90V185H89ZM106 187H107V186H106ZM175 187H176V186H175ZM8 188H10V187H8ZM31 188H33V187H31ZM31 188H30V189H31ZM47 188H48V187H47ZM51 188H52V187H51ZM2 189H3V188H2ZM5 189H7V188H5ZM30 189H29V190H30ZM36 189H37V188H36ZM39 189H40V188H39ZM42 189H43V188H42ZM42 189H41V191H42ZM55 189H57V188H55ZM55 189H53V190H55ZM82 189H83V188H82ZM115 189H116V186H115ZM169 189H170V188H169ZM179 189H180V188H179ZM181 189H182V188H181ZM181 189H180V190H181ZM33 190H34V189H33ZM84 190H85V189H84ZM94 190H95V189H94ZM102 190H104V189H102ZM102 190H101V191H102ZM4 191H5V190H4ZM10 191H13V190H10ZM31 191H32V190H31ZM35 191H36V190H35ZM64 191H65V189H64ZM109 191H110V190H109ZM44 192H45V191H44ZM44 192H43V193H44ZM51 192H52V191H51ZM60 192H61V191H60ZM65 192H66V191H65ZM65 192H64V193H65ZM67 192H68V191H67ZM74 192H75V191H74ZM74 192H72V193H74ZM76 192H78V190H77ZM27 193H28V192H27ZM33 193H34V192H33ZM45 193H47V191H46ZM54 193H55V192H54ZM80 193H82V192L80 191ZM85 193H86V192H85ZM87 193H88V192H87ZM89 193H90V191H89ZM172 193H173V192H172ZM9 194H10V193H9ZM14 194H15V193H14ZM28 194H30V193H28ZM38 194H39V193H38ZM57 194H58V192H57ZM106 194H107V193H106ZM178 194H179V193H178ZM183 194H184V193H183ZM7 195H8V194H7ZM12 195H13V193H11V196H12ZM20 195H21V194H20ZM51 195H52V194H51ZM72 195H73V194H72ZM88 195H89V194H87V196H88ZM90 195H91V194H90ZM102 195H103V194H102ZM167 195H168V193H167ZM180 195H181V194H180ZM180 195H179V197H180ZM9 196H10V195H9ZM14 196H15V195H14ZM27 196H28V195H27ZM95 196H96V195H95ZM107 196H108V195H107ZM145 196H146V195H145ZM23 197H24V196H23ZM29 197H30V196H29ZM47 197H48V196H47ZM72 197H73V196H72ZM72 197H71V199H72ZM80 197H81V196H80ZM110 197H111V196H110ZM112 197H113V196H112ZM143 197H144V195H143ZM166 197H168V196H166ZM172 197H174V196L172 195ZM182 197H183V196H182ZM34 198H35V197H34ZM38 198H39V197H38ZM77 198H78V197H77ZM100 198H101V197H100ZM140 198H141V197H140ZM191 198H192V197H191ZM67 199H68V198H67ZM87 199H88V198H87ZM90 199H91V198H90ZM137 199H139V198H137ZM146 199H147V198H146ZM184 199H185V198H184ZM11 200H12V199H11ZM32 200H33V199H32ZM34 200H35V199H34ZM47 200H48V199H47ZM65 200H66V199H65ZM96 200H97V199H96ZM107 200H108V199H107ZM109 200H110V198H109ZM112 200H113V199H112ZM139 200H140V199H139ZM185 200H186V199H185ZM20 201H21V200H20ZM60 201H61V200H60ZM75 201H76V200H75ZM99 201H100V200H99ZM102 201H103V200H102ZM113 201H114V200H113ZM137 201H138V200H137ZM14 202H15V201H14ZM36 202H37V201H36ZM63 202H64V201H63ZM89 202H90V201H89ZM91 202H93V201H91ZM139 202H140V201H139ZM141 202H142V201H141ZM17 203H19V202H17ZM70 203L72 204V202H70ZM86 203H87V202H86ZM110 203H111V202H110ZM13 204H14V203H13ZM15 204H16V203H15ZM39 204H40V203H39ZM43 204H44V203H43ZM89 204H90V203H89ZM97 204H98V203H97ZM144 204H145V202H144ZM149 204H150V203H149ZM40 205H41V204H40ZM51 205H52V204H51ZM59 205H60V204H59ZM61 205H63V204H61ZM66 205H67V204H66ZM93 205H94V204H93ZM106 205H108V204H106ZM140 205H141V204H140ZM146 205H147V204H145V206H146ZM180 205H181V203H180ZM180 205H179V206H180ZM98 206H99V204L97 205V207H98ZM108 206H110V205H108ZM108 206H107V207H108ZM63 207H64V206H63ZM70 207H71V206H70ZM90 207H91V206H90ZM99 207H100V206H99ZM104 207H105V206H104ZM112 207H113V206H112ZM18 208H19V207H18ZM88 208H89V207H88ZM88 208H87V209H88ZM105 208H106V207H105ZM140 208H142V207H140ZM63 209H64V208H63ZM66 209H67V208H66ZM91 209H92V208H91ZM97 209H98V208H97ZM102 209H103V208H102ZM144 209H145V208H144ZM147 209H149V208H147ZM182 209H183V208H182ZM15 210H16V209H15ZM18 210H19V209H18ZM34 210H35V209H34ZM37 210H38V209H37ZM45 210H46V209H45ZM71 210H72V208H71ZM19 211H20V210H19ZM58 211H59V210H58ZM92 211H93V210H92ZM15 212H16V211H15ZM82 212H83V211H82ZM89 212H90V211H89ZM94 212H97V211L94 210ZM21 213H23V212H21ZM83 213H85V212H83ZM83 213H82V214H83ZM26 214H27V213H26ZM76 214H77V213H76ZM90 214H91V212H90ZM90 214H89V216H90ZM185 214H186V213H185ZM10 215H11V214H10ZM23 215H24V214H23ZM52 215H53V214H52ZM120 215L122 216V213H121ZM140 215H141V214H140ZM146 215H147V213H146ZM149 215H150V214H149ZM20 216H21V215H20ZM20 216H19V217H20ZM28 216H29V215H28ZM32 216H33V215H32ZM54 216H55V215H54ZM66 216H67V215H66ZM70 216H71V214H70ZM84 216H85V215H84ZM100 216H101V215H100ZM143 216H144V215H143ZM19 217H18V218H19ZM182 217H183V216H182ZM184 217H185V216H184ZM9 218H12V217H9ZM22 218H24V217H22ZM56 218H57V217H56ZM58 218H59V217H58ZM75 218H76V216H75ZM85 218H87V217H85ZM143 218H144V217H143ZM148 218H149V217H148ZM15 219H16V218H15ZM32 219H34V218H32ZM54 219H55V218H54ZM72 219H73V218H72ZM133 219H136V218L134 217ZM9 220H11V219H9ZM61 220H62V218H61ZM96 220H98V219H96ZM96 220H95V221H96ZM119 220H120V219H119ZM180 220H181V219H180ZM13 221H14V220H13ZM13 221H12V223H13ZM89 221H90V220H89ZM145 221H146V220H145ZM57 222H58V221H57ZM74 222H75V220H74ZM81 222H82V221H81ZM91 222H93V221H91ZM134 222H135V220H134ZM146 222H147V221H146ZM149 222H150V221H149ZM149 222H147V223H149ZM17 223H18V222H17ZM138 223H139V222H138ZM143 223H144V222H143ZM5 224H6V223H5ZM29 224H30V223H29ZM29 224H28V225H29ZM68 224H69V223H68ZM79 224H80V223H79ZM88 224H89V222H88ZM99 224H100V223H99ZM141 224H142V223H141ZM141 224H140V226H141ZM183 224H184V223H183ZM7 225H9V223H7ZM18 225H19V224H18ZM25 225H26V224H25ZM76 225H77V224H76ZM76 225H75V226H76ZM81 225H83V224H81ZM86 225H87V224H86ZM86 225H85V226H86ZM135 225H136V223H135ZM185 225H186V224H185ZM13 226H14V225H13ZM58 226H59V225H58ZM66 226H67V225H66ZM72 226H73V225H72ZM95 226H96V225H95ZM132 226H134V225H132ZM136 226H138V224H137ZM146 226H147V225H146ZM179 226H180V225H179ZM14 227H15V226H14ZM33 227H34V226H33ZM33 227H32V228H33ZM69 227H71V226H69ZM88 227H89V226H88ZM92 227H93V226H92ZM12 228H13V227H12ZM73 228H74V226H73ZM80 228H81V227H80ZM177 228H178V227H177ZM15 229H16V228H15ZM77 229H78V228H77ZM83 229H84V228H83ZM88 229L90 230V228H88ZM145 229H146V228H145ZM2 230H4V228H3ZM6 230H7V229H6ZM30 230H31V228H30ZM41 230H42V229H41ZM73 230H74V229H73ZM92 230H93V229H92ZM131 230L134 231V233H135L134 235L136 236V228H135V227H133L132 229L130 228V231H131ZM139 230H140V228H139ZM139 230H138V231H139ZM179 230H181V229H179ZM7 231H9V230H7ZM11 231H12V229L10 230V232H11ZM85 231H86V229H85ZM0 232H1V231H0ZM26 232H27V230H26ZM83 232H84V231H83ZM176 232H177V231H176ZM20 233H21V231H20ZM77 233H78V232H77ZM91 233H92V231H91ZM138 233H139V232H138ZM183 233H184V232H183ZM3 234H4V231H3ZM3 234H2V235H3ZM52 234H53V233H52ZM78 234H79V233H78ZM82 234H84V233H82ZM94 234H95V233H94ZM176 234H178V233H176ZM0 235H1V234H0ZM12 235H13V234H12ZM14 235H15V234H14ZM37 235H38V234H37ZM47 235H48V234H47ZM180 235H181V233H180ZM8 236H9V235H8ZM24 236H25V235H24ZM85 236H86V235H85ZM9 237H11V236H9ZM13 237H14V236H13ZM18 237H19V236H18ZM40 237H41V236H40ZM55 237H56V236H55ZM55 237H54V238H55ZM57 237H58V235H57ZM59 237H60V235H59ZM74 237H75V236H74ZM87 237H88V236H87ZM95 237H96V235H94L91 239L89 238L90 241L87 243V246L91 245V242L94 240ZM174 237H175V236H174ZM176 237H177V235H176ZM7 238H8V237H7ZM11 238H12V237H11ZM15 238H16V237H15ZM21 238H22V237H21ZM21 238H20V239H21ZM46 238H47V237H46ZM51 238H52V237H51ZM4 239H5V238H4ZM13 239H14V238H13ZM18 239H19V238H18ZM67 239H68V238H67ZM183 239H184V238H183ZM2 240H3V239H2ZM7 240H8V239H7ZM7 240H6V242H7ZM11 240H12V239H11ZM11 240H10V241H11ZM48 240H49V238H48ZM63 240H64V239H63ZM135 240H136V239H135ZM137 240H138V239H137ZM175 240H176V239H175ZM178 240H179V239H178ZM178 240H177V241H178ZM10 241H9V242H10ZM30 241H31V238H30ZM55 241H56V240H55ZM3 242H4V241H3ZM17 242H18V241H17ZM44 242H45V241H44ZM134 242H135V241H134ZM174 242H175V241H174ZM181 242H182V241H181ZM4 243H5V242H4ZM14 243H16V242H14ZM24 243H25V241H24ZM175 243H176V242H175ZM183 243H184V242H183ZM183 243H182V244H183ZM69 244H70V243H69ZM115 244H116V248H118V243L115 242ZM131 244H132V243H131ZM16 245H17V244H16ZM77 245H78V243H77ZM54 246H55V245H54ZM58 246H59V245H58ZM68 246H69V245H68ZM71 246H72V245H71ZM180 246H181V245H180ZM13 247H14V246H13ZM13 247L11 246V248H13ZM38 247H40V246H38ZM52 247H53V246H51V248H52ZM75 247H76V246H75ZM78 247H79V246H78ZM78 247H77V248H78ZM175 247H176V246H175ZM0 248H1V247H0ZM7 248H8V247H7ZM16 248H17V247H16ZM73 248H74V247H73ZM185 248H186V247H185ZM13 249H14V248H13ZM17 249H18V248H17ZM17 249H16V250H17ZM60 249H61V248H60ZM68 249H69V248H68ZM71 249H72V248H71ZM75 249H76V248H75ZM83 249H84V248H83ZM173 249H174V248H173ZM176 249H177V248H176ZM176 249H175V250H176ZM5 250H6V249H5ZM11 250H12V249H11ZM39 250H40V249H39ZM50 250H51V249H50ZM80 250H81V249H80ZM183 250H184V249H183ZM0 251H1V249H0ZM41 251H42V250H41ZM81 251H82V250H81ZM114 251H115V250H114ZM173 251H174V250H173ZM179 251H181V253H182V250H179ZM1 252H2V251H1ZM6 252H7V251H6ZM43 252H44V251H43ZM54 252H55V251H54ZM60 252H61V251H60ZM115 252H116V251H115ZM129 252L132 253V248H131V247L129 248ZM129 252H124V251L121 252V249L118 250V253H121L122 256H123V258H125V260H126V264H142V263H140V262L137 261V259H136V257H135L134 255H133V258H132V255H130ZM184 252H185V251H184ZM176 253H177V251H176ZM176 253H175V254H176ZM181 253H180V254H181ZM72 254H73V253H72ZM75 254H76V253H75ZM103 254H104L103 256H104L105 258H108V256H106L107 253H106L105 250L103 251ZM170 254H171V253H170ZM170 254H169V255H170ZM7 255H10V254H7ZM12 255H13V254H12ZM16 255H17V254H16ZM19 255H20V254H19ZM56 255H57V254H56ZM70 255H71V254H70ZM82 255H84V254H82ZM177 255H178V254H177ZM181 255H182V254H181ZM73 256H74V255H73ZM175 256H176V255H175ZM183 256H184V255H183ZM41 257H42V256H41ZM52 257H53V256H52ZM54 257H55V256H54ZM54 257H53V258H54ZM62 257H63V256H62ZM66 257H67V256H66ZM11 258H12V257H11ZM13 258H14V257H13ZM70 258H71V257H70ZM74 258H75V257H74ZM152 258H153V255H151V257H150V261H152ZM9 259H10V258H9ZM60 259H61V258H59V260H60ZM68 259H69V257H68ZM177 259H178V258H177ZM180 259H181V258H179V260H180ZM78 260H79V259H78ZM185 260H186V259H185ZM13 261H14V259H13ZM47 261H48V260H47ZM76 261H77V260H76ZM109 261H110V260H109ZM170 261H171V260H170ZM182 261H183V260H182ZM182 261H180L179 264H181ZM77 262H78V261H77ZM77 262H75V263H77ZM88 262H90V261H87V263H88ZM51 263H52V262H51ZM56 263H59V262H56ZM167 263H168V262H167ZM184 263H185V262H184ZM184 263H183V264H184ZM49 264H50V263H49ZM85 264H86V263H85ZM88 264H89V263H88ZM169 264H170V263H169ZM173 264H174V263H173ZM176 264H177V263H176Z\"/></svg>",
    "mask_w": 264,
    "mask_h": 264
}]
</instances>
